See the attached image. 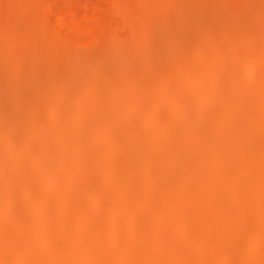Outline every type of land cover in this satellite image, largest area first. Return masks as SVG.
<instances>
[{
    "label": "rangeland",
    "instance_id": "374dc122",
    "mask_svg": "<svg viewBox=\"0 0 264 264\" xmlns=\"http://www.w3.org/2000/svg\"><path fill=\"white\" fill-rule=\"evenodd\" d=\"M241 16H246L247 17V21L245 20L244 22H241L240 23V25L238 26V25H236V24H234V20H235V18L234 17H237L236 19H239ZM226 17L227 18H229L230 19V22L228 23V21H227V24H231V27L229 26V28H226V27H228L227 25H225L226 23H225V19H226ZM210 18H211V20H210ZM232 19V20H231ZM247 22V23H246ZM242 23H244V24H242ZM262 23V24H261ZM232 25H234L236 28V30L234 29V26H232ZM241 25H242V27H241ZM244 25H246L245 26V28H246V30H245V28H244ZM226 26V27H225ZM259 26H261V27H259ZM263 26H264V0H0V73H2L3 72V74L6 72V74H4V75H6L7 76V73H9L10 72V74H8L9 76H10V79L11 78H13L14 79V77L16 76H19V77H22L20 74H21V70L23 69V73H22V75L24 76V75H26L25 77H29V78H26V79H29V82L30 81H34V80H37V79H39L38 77H37V75L39 74V73H45L44 72V69H43V71H42V66H44V68L46 67V66H49V68L53 65V67L57 64V62H58V66H62L63 65V63H62V61L63 62H65L64 64H67V67H70L72 70H73V68L75 67V69H76V72H75V69L73 70L74 72H75V75H73V73L74 72H72L71 70H70V68H68L71 72H69V70H67V72L65 71V70H63V71H65V72H63L61 69H57V68H59L58 66H55V70H58V72L60 73L61 71H62V73L61 74H68V72H69V78L70 79H66V81L68 82V83H74V89L76 88L75 86H77L75 83H80V85L82 84V81H83V84H84V88H83V84L79 87V85L77 86V88H79V89H77V91H75V93H73L72 94V98H74V99H72L71 98V102H73L72 100H75L76 98V100H75V104H76V106L75 107H77V102H78V104L80 103V101H81V103L84 101V100H82L83 98H80L81 96H83V94H84V96L85 95H87V94H90V92H91V90L93 91L94 90V88L95 87H97V88H95V90L96 91H98V90H100L101 92V97L103 96V95H107L110 91H112V92H110V96H111V99H113V100H111L110 99V97L109 96H107V97H105V96H103L105 99L107 98V101H109L110 102V100H111V102L109 103V102H107V101H105V99L103 100V101H101L100 99H98V103H100V101L101 102H103L104 103V101H105V103H108V104H106L107 105V108L106 109H108L109 111H107V110H105L106 112H109V114H107V113H104V114H107V116H109L108 118L104 115V117H106L108 120H109V123H108V120L107 119H105V122L103 121V125H105V126H103L102 124L101 125H99V126H102V127H100V128H105V130H107V128L110 126V125H112L113 127H116V128H113L112 126H110L111 127V130L108 128V130H110V131H112L113 130V132L114 133H111V132H109L108 130L107 131H105L104 130V128H103V130H101L100 128V130H99V132L98 131H96L92 136H93V138L90 136V138L89 137H86L85 139L89 142L90 141V139L92 138V140L90 141V145H89V143H87V141L85 140V141H82V146L83 147H85V144H86V147H85V149H90L91 151L93 150L90 146H92V144L93 145H95V147L98 145V141H99V138H100V141H101V138L102 137H105L104 135H106L107 134V132H109V136L108 137H113L112 139H114V140H116V141H114V140H112L108 145V147H104L102 150H104L103 152H102V154L103 155H106V153L107 152H109V150L110 151H112V153H115L114 152V147H115V149H120V147H121V145L122 144H126L127 142H130L131 141V145H129V143H128V145L130 146V147H128V148H130V150L131 151H133V152H130V154H132V153H134V149H135V154L133 155H131V157L133 158V161H132V164H133V166L132 165H130V166H132V167H129L130 168V172L131 173H129V171H128V174H127V176L129 175V176H131V175H138V176H134V177H139V178H137V179H135L134 178V181L132 182V184L131 183H128V185H130V186H133L132 188L133 189H131V193L129 194V193H127V197H126V193L124 194V196H125V198L126 199H124V200H127V198L129 197V195H130V197H133L132 195V193H134L135 195H134V197H133V201H132V199H131V201L130 202H128V204L126 205V206H124V208H126V209H124L123 207H121L120 206V203L121 202H119V200L120 201H122L121 199H123L124 198V196H122V194H120L121 196H122V198H120V196L118 195V197H117V194L116 193H119V192H121V190L118 192V191H116V190H119V189H117V188H120L119 187V185H118V183L117 182H119V179H117L115 176H117L116 175V173H117V170H118V173H119V171H120V173H122L123 174V176L121 175V177H122V180L119 182L120 183V185H121V182L122 183H126L127 181L126 180H128V178H129V180L131 179V177H129L128 176V178H126L127 176H126V174H124L123 173V171H122V169L121 168H117V167H121V165L119 164V162H121L122 160V162H124L125 161V159H127V154L129 153V152H127L126 151V147L128 146L127 144H126V146H122V149H121V151H125V152H122L121 154L119 153V152H121V151H119L118 152V154H120V155H122L123 153H125V154H123L124 156H126L125 157V159H122L121 157H124V156H119L117 159H114V171H115V169H116V173H115V176H114V174H112L113 175V177H112V175L111 176H109L108 177V179H110V178H112L114 181H112L111 179L110 180H108L107 178H106V181H110V182H108V186L106 187V186H103V184L102 183H104L105 181V178L103 179L102 177H104V175H102L100 178L98 177V176H96V175H94V176H96V177H98L97 178V182L99 183H97V185H96V187L98 186L99 188H104V190H100V189H97L96 190V188L95 189H93V190H91L92 191V193H91V191H90V197L95 193V194H97L98 195V193H97V191L98 190H100V191H103V194H104V196L105 195H110V193L112 192L113 194H111L110 196H108V197H113V198H118L119 200H113L114 202L113 203H111L112 202V198H109L110 199V206L112 207V209H111V213H112V211H113V213H114V215H116V214H119L120 213V215H124L123 216V218L124 219H122V220H119L120 222H122V223H124V224H119V221H118V225H123V226H125V229H126V231L122 228L121 229V227H119V228H114L113 230H110L109 228L110 227H108V226H110V225H107V224H105L106 223V221L108 220V218L107 217H109L110 218V216H109V214H110V212L108 211L109 209H110V206L107 208L108 210H107V213H109L108 215H107V217H103V215H102V217H101V215H97L96 213V210L95 209H97L98 207H97V204H95L96 205V208H94L93 207V205H94V203H92V204H90L91 203V201L90 200H94V198H95V196L97 197V195H95L94 196V198L93 199H87L86 201H85V204L84 205H89V212H90V210H92L93 209V211L94 212H90L91 214L90 215H87L88 217H87V219H85L86 218V215L84 216V214H86L88 211H87V207H86V211L84 212V214H81L82 213V211H80L79 212V214H80V216H84V217H78V216H76L77 214H76V212H75V214L76 215H74L75 217V219L76 220H80V218H81V220H83V222H86V223H84V224H91V225H94L95 226V229H94V227H92V232L93 233H90V232H88V234L91 236V238L90 239H88V240H90L89 241V243H87V241H86V243L87 244H89L90 246H92V242H94L95 240V238H96V241L94 242L95 244H98L99 245V243H100V246H99V248H102V249H100L99 250V248H97L98 247V245H96V250H98L97 251V253H95V255H96V257H93V252H91V255H92V260L91 261H94V260H96V258H99V260H96V261H102V262H105V263H103V264H120V262L121 261H123L124 262V259H122V256H121V254L122 255H125V253H126V255L124 256L125 258H127L128 256L129 257H133V255L135 256V258L137 259V261L138 260H140V257L142 258V259H145V260H150V258L152 259V260H150L151 262V264H166V263H162V262H160V260L159 259H161V256H163L164 255V253H162L161 254V252H166L165 254H168L167 253V251H170L172 248H173V246L172 245H168V243H172V241H173V239H172V234L174 235L175 233L174 232H176L177 231V229H176V231H174V227L176 228V227H178V226H180L181 227V225H178L177 226V222L178 221H180V217H178V216H180V214H181V212H186V211H189V210H193V209H195V213H197V214H194L193 216L191 215V214H193L194 213V211H193V213H191L190 211H189V213L190 214H188V212H186L185 214L187 215H189V217L191 218V219H188L189 220V223L192 221V218L195 220L196 218L195 217H197L198 219H196V221H194V223L195 222H198L199 221V223H201L202 221V223L203 224H205L204 223V220L205 221H207V222H209V221H211V218H213V217H215V216H218L217 218H218V220L220 219V217H222L221 215V209L223 208V210H225V211H227L226 213H228V214H224V217H225V219H227V217H229L230 218V221L231 222H229L228 220H229V218H228V220H227V224H228V227L227 228H229V227H231V228H229L228 229V231L229 232H227V234H226V230H224L223 228H222V230H220V228H221V226L223 225V220H224V217H222L223 219H220V221H218V220H216V217L215 218H213L212 219V223L211 222H209V223H207V225H209L210 227H211V229H209V231L208 230H206V229H203V228H207L208 226L205 224V226H207V227H205V226H203V227H201V228H199L198 230H196V231H194L195 232V234H196V232L198 233V234H194V232H193V230L192 231H190L192 234H193V237L195 236V237H197L198 238V240H197V238H192L191 240H192V242H190V244H192V245H194L193 243H196L195 245H196V247H193L192 248V245H190L187 241H189V240H187V241H184L183 243L185 244V242H187V244H189V245H187V244H185L186 245V250H184L186 253H188L189 252V254L191 255V254H194V255H191L190 256V258L188 257L189 256V254L187 255L186 253V257L184 258V256L183 255H181V257H182V260H183V262L184 261H186L185 263H183V264H188L189 262L188 261H190V264H203L202 262H204L205 260H206V256H205V253H207V252H202L204 255H202V253L200 254L199 253V251L196 249L197 248V245L198 246H200V244L202 243V244H204L205 245V243H203V242H205V241H207L208 240V242H209V239H210V241L211 240H214L215 239V235L214 236H212V231L214 232V230H213V226L212 225H216L217 224V222H221V224H217V226H215L216 227V230H218L217 232H224L221 236H223V238L220 236V234H218L217 235V237H218V239L216 240L215 239V241L214 242H210V244L211 245H215V247H219V246H222L224 243H225V241L226 242H228V240H226L227 239V237L228 236H226V238H224L225 237V235H229L228 233H231L232 234V232H233V234H234V231L236 232V233H238V234H236V236H235V238L237 237V240H236V242L237 241H240L241 239H243V240H241V242H242V244H243V242H245L244 241V238H240V240L238 239V236L239 237H242V236H240L239 235V232L240 231H244V236L243 237H245V235L247 236L248 235V233H245L246 231H248L249 229L251 230L252 228H250L249 226H248V229H245L247 226H245V225H236L237 223H239L240 221H243V220H245V221H248L249 220V218H250V220L249 221H253L251 218H253V215H254V213L252 214V212H253V210L255 211V208H256V206H254L255 204L257 205L258 203H260L261 205H263L264 206V198H260L261 196L263 197V194H264V169H262L261 167L263 166V164H264V152L262 153H259V154H257V155H255V156H253V157H251V162H253V164H250V165H248L249 163H251L250 161L248 162L247 161V159L245 160L246 162H248V163H245L244 161H243V159L241 160V162H243V164H244V166L242 165V163L241 162H237V160L239 161V158L237 159L236 157V161H233V160H235L234 159V157H228L229 159H227V157H226V161L225 162H222V160L220 161V160H217L218 162H216V161H214L217 165L219 164V165H221L222 163H224V165L223 166H226V168H228L229 169V167H227V165L225 164V163H227L229 166L231 165V161H232V165H234L235 163H236V167L238 168V170H239V172H238V170L237 169H235L234 170V168H235V166H233V171H231L230 169V174L228 175V176H230V177H228L229 179H230V184H227V183H229V181L227 182V183H223V181L224 182H226L225 180H222L220 183H223L227 188V190H229V191H226V189H225V192H226V194H224L223 193V196H225L224 198H226L227 197V194L230 192V189H232L235 185H237V186H235V190L237 189V191L239 190L240 192L239 193H241V194H239L237 191H235L234 192V194L237 192V196L236 195H234V194H232L233 193V189H232V191L228 194V195H230V198H229V196H228V202H225V201H227L226 199H225V203L223 202L219 207L221 208L223 205H224V207H222L221 209H219V207L216 205V204H213L212 205V203L213 202H216L217 204H218V201L220 200H218V201H215V200H217V195H218V192L220 193V194H222V192H220L219 190H221L222 188H225V187H223L222 186V188H219V187H217L218 185L219 186H221L220 185V183L218 182L216 185V187L214 186H212V187H206V186H208L207 185V181H211V178H214L215 176H216V172H214L215 174H212V175H210L211 173H212V170L211 171H209L208 173H207V175L204 173V172H202V171H205L206 172V170L205 169H208V168H211V167H213L214 166V164H212L211 165V163H213V160L212 159H209V161L207 160V159H202V160H200V163L201 164H199V161H197V162H193L194 163V165H191L192 166V169H187V170H189V172H193V171H191V170H193V169H195V171L197 170L198 172H195L194 171V173L195 174H193L192 173V175L191 174H189L190 176H191V178L189 177V175L188 174H185V175H188V179H185L184 177V175H182L181 174V176H180V178H179V180L181 179L182 181H183V179H185L182 183H184V182H187L186 180H190V179H194V180H190L189 182H187V183H184V185H186V186H184L185 188H183V189H181V190H183V191H178V188L176 189V185H177V183H175V181H177V182H180L181 183V181H178V180H176L175 179V181H173V187H171V189L173 188V190H174V188L176 189V191L174 190H172V192H173V194H172V192L170 191V193H169V196H171V194L174 196V197H176V195H174V194H176V193H178V194H183V193H185L188 189H190V190H188L187 191V193H188V195L189 194H195V190H197L196 191V193L199 195L200 194V192L202 191V190H206V191H208V192H202V193H206L205 194V196H204V194H203V196H202V201H205L206 200V197L207 196H209V192H210V196L214 193V191L212 192L211 190H215V191H218L217 192V194L216 193H214L213 194V196L215 195L216 196V198L215 197H213V198H215L214 199V201H212L211 199H212V197L211 198H209V197H207V199L209 200H211V202H210V200L208 201V200H206V204H211L212 205V207H211V209H210V207L207 205V207L208 208H206L205 209V207H203V205L204 206H206V204L204 203V202H202V201H200L201 199H200V195H199V205L200 206H198V203L196 202V199H198V197H195V196H198L197 194H195V196H194V194L193 195H189L190 197H189V200L187 201V202H185L188 198V196H187V194H186V200H184V199H182V197L185 195H182V197H180L182 200H184V201H178V202H176V203H171V205L173 206V208L172 209H170L169 208V205L170 204H168L167 206H168V208H166V205L165 206H163L162 207V205L161 206H155L156 208H158V207H160L159 209H158V213L159 214H157V212L155 211V210H157L154 206V209L152 208V210L150 211V209L149 210H147V211H150V213L152 212V213H154V211L156 212V213H154V215L156 216V214H157V216L159 217V215L161 216V217H166V213L168 212V214H167V217H166V219L165 218H160L161 220H159L157 217H153V220L151 221V218L152 217H150V219H148L149 217H148V215H149V213H147L148 215L146 216L147 217V219H146V217L144 216V214H146V212L145 213H143V210H142V206H141V204H143L142 203V201L144 200L145 201V199H143V195H145L146 196V194L148 195L149 193V195H148V197H146V199H150V198H153V199H157L159 196V198H165V197H167V198H170L166 193H160V192H164V191H160L159 193L160 194H163V197H161L162 195H159V193L158 194H156L155 196H157V195H159L158 197H155L154 198V192L156 191V188L155 187H152V185H151V187H150V185L148 184V182L151 184V183H153L152 181L153 180H151V179H149L147 176L149 175V174H145V173H147V172H142V176H143V173H144V176H146V178L144 177V180L146 181H142V180H140V171H142V170H144L146 167H150L152 164H153V166L152 167H154V164H155V167H154V177H156L159 173H160V175H158L159 177H156V178H154V183H156L157 182V180H159V178L161 177V176H163V175H168V174H163V173H161L160 171H162V170H164L165 171V173L167 172V173H169V172H171V170L175 167V165H178L179 163H180V161H179V159H181V162H182V164L180 163L178 166H182V165H186V164H188L190 161H193V160H189L188 159V157H187V152L186 151H188V153H189V150H191L192 149V147H191V145H190V143L192 142L191 140L192 139H189L191 142L189 143V146L187 145V146H185V145H183V148H180V150H184V149H186V151L184 152V151H181V152H184V153H186L185 155L183 154V156L184 157H181L182 156V153L181 152H179L180 150H178L179 149V147H181V146H176V148H175V150L178 152V154H174V153H177L175 150H172V152H170L169 154L170 155H167V158H165L166 156L164 155V156H161L160 154H156L155 155V157H152V163L151 162H149V161H147V162H149V164L145 161V160H142L141 159V157L143 158L144 157V155H143V152H142V156H141V152H140V148H137V146L136 145H139V147H141L142 145V148L144 147V145H148L147 147H149V149H152V148H150V146H152L153 147V145L155 144L154 143V140H153V142H152V137H154L153 139H156L155 140V142H156V145H157V142H159V141H163V140H166V139H163V138H161L162 136H163V134L164 133H166V131L167 130H169L170 131V129H171V124H172V129H174L173 128V121H174V119H175V122H174V124L176 123V122H178L177 123V125L179 126V125H181L182 127H183V125L182 124H180V122H179V120L181 121V119L184 117V116H182V114L183 115H185L184 114V112L186 111V110H188L189 108L188 107H191L190 105H188V103H187V105L184 103V102H182L183 100H181V99H179L180 98V96H182V89H180V90H178L176 87H175V85L173 84V83H175V81L174 80H176V83H179L180 82V79H182L184 76H183V70H184V68H185V74H187L188 73V70L190 71L191 70V68H194V70H197V71H190V75L188 74V76H191V78H189L187 75H185V78H183L182 80H183V82L186 84V82H187V80H190V79H192L193 77L192 76H195L194 77V79H195V82L197 81V79H196V77H198V79H199V77L201 76V73H202V76H205L204 75V71H205V69H207V65H208V63H209V65L208 66H211L212 68H214L213 66H217V65H219L218 67H220V70L219 71H221V70H223V72L224 71H226V70H224L225 68L224 67H227L228 69L229 68H231V67H233V70H231V75L228 73V71L230 72V70H228L227 71V73L226 74H221V75H223L224 77H222L221 79H219L218 78V76H217V72L218 71H216L215 73L213 72L212 73V75H216L217 77L216 78H218V80H222L223 78L227 81V79L228 80H230V81H227L226 83H225V81H224V79L221 81V83H219V82H216V81H214V83H213V85L214 84H216L217 83V85H218V83H219V85L221 86L222 85V83H223V85L222 86H224V84H225V87H223V90H225L226 91V87H227V89H229V88H231V90H235V92L233 93L230 89H229V91L228 92H225V95L224 96H230V95H234L235 96V93L237 92V94H240V97L244 94V91L245 90H249L250 92L248 93V90L247 91H245V98H246V94L249 96V98H250V94H251V91L252 90H257L256 92H258V93H253L254 91H252V93H253V95L255 96V99H256V96L258 97V99H256V103H255V99H254V102H252L251 101V111L249 110L250 109V106H249V109L247 108V107H245V109H243V110H236L235 111V109H237V108H235L234 107V109H232L231 111L230 110H228L229 108H227V109H224V110H222V111H220V113L219 112H217L218 114H216V115H218V116H220L219 118L220 119H228V115L230 114V112H232L233 110L235 111L234 113H236L237 114V112H238V114H240L241 115V112L243 113V115H241L240 117H239V115L237 116L236 114H234V116L235 117H239V118H241V120L243 119V117H245L244 115L246 114V113H244L243 111H245L246 109H248V111H250L249 113H252V115H253V110L255 109V111H254V113L256 114V115H258V116H256L255 114V116H256V118L259 120V119H261V117L260 116H262V119H264V113H262L263 111H264V94H263V90H264V88H259V89H257V87H255L256 85H258L257 83H260L259 81L260 80H258V79H255V78H253V79H255L254 81L255 82H253V79L251 80L252 82V84L253 85H251L250 83L248 84V82H250V81H246V78H245V73H246V70H247V68H251V67H249V66H251V64H256L257 65V63H259V62H261L262 64H264V58H262L261 56H263L264 57V47H262V46H264V43H262L263 42V38H264V35L262 34V32H264V28H263ZM241 27V30H242V32L240 31V29L238 30V28H240ZM248 27H250L249 29H248ZM252 27V28H251ZM253 28H255V30L253 29ZM258 28V29H257ZM262 28V29H261ZM234 29V30H233ZM245 31H244V30ZM253 29V30H252ZM256 29H257V31H256ZM260 29H261V31H260ZM250 30H251V32H250ZM208 31V34L211 32V34H213V35H211L210 34V36H208V34H206V32ZM212 31H213V33H212ZM238 31H240V33L238 32ZM253 31H254V33H253ZM260 31V32H259ZM236 32H237V34H236ZM245 32V33H244ZM249 32H250V34H251V38H253V40H252V43H249L250 44V46H249V48L248 49H246V47L248 46H243V45H241V43H240V41L242 42V44H245V41L247 40V38H249L250 39V37H248V36H246V35H248L249 34ZM231 33H235L234 35H236V36H234L233 34H231ZM242 33H243V36H242ZM246 33H248V34H246ZM206 34V35H205ZM249 34V35H250ZM252 34H253V36H252ZM257 34V35H256ZM262 34V35H261ZM227 35H229V36H231L232 37V39H233V43H232V39H231V37H230V39H229V36H227ZM244 35H245V38H244ZM227 36V37H226ZM238 36H240V37H238ZM263 36V37H262ZM243 37V38H242ZM260 37H262L261 39L262 40H260ZM229 39V41H228V43H229V45L230 46H232V48L230 47V46H228V43H226L227 44V46H226V44H225V40L224 39ZM240 38H242L241 40H240ZM243 39H244V41H243ZM234 41H235V44H234ZM250 41H251V39H250ZM250 41H248V42H250ZM262 41V42H261ZM184 42H186V43H184ZM188 42H190V43H188ZM226 42H227V40H226ZM238 42V43H237ZM247 42V41H246ZM187 43L189 44V47H188V45H187ZM230 43H232V44H230ZM184 44H186L187 46V48L185 47V45ZM190 44H191V47H190ZM234 44V45H233ZM240 44V48H243L244 47V51L243 50H241L240 48H239V45ZM247 44V43H246ZM263 44V45H262ZM216 46V47H215ZM218 46V47H217ZM238 46V47H237ZM243 46V47H242ZM251 46H253V48L251 49ZM180 47V48H179ZM184 48V51L187 49L189 52L190 51H192V53H191V55H189V57H188V54H190V53H182L183 54V57H182V54H180L181 52V50ZM213 47H214V49H213ZM226 47V48H225ZM236 47V48H235ZM46 50H45V49ZM179 48V53H177V51H176V54H180V56L179 57H177L176 55H174L173 54V56H172V53H175V50H177V49ZM182 48V49H181ZM186 48V49H185ZM190 48V49H189ZM194 49V50H191V49ZM213 49V50H215L216 52L217 51H219L218 53H220V55L222 54V55H224L223 53H225V52H227L229 55H233V53L234 54H236V53H238V54H240V52L241 53H244L245 52V50H250V52H254V50H255V53H253V56L254 57H256L254 54H256L257 53V57H256V59L257 60H261L262 59V61H260L259 60V62H257V60H256V62H254L253 61V63L251 62V64L249 65V64H247V63H245V62H243V61H241L240 60V63L241 62H243L241 65H240V63L239 62H237V61H239L238 60V58H236L235 59V61L233 60V61H229L228 62V59H227V61H226V58L225 59H223V60H225V64L223 63V61H218V62H215V58H216V61H217V58L218 57H212V56H210L211 54H213V52H209V50L210 49ZM228 48H231L229 51L230 52H228ZM235 48V49H234ZM44 49V51H42V52H40L41 50H43ZM227 50V51H225V50ZM237 49V50H236ZM239 49H240V51H239ZM50 50L52 53H50L49 55H48V51ZM213 50H210V51H213ZM46 51V52H45ZM183 51V50H182ZM195 51V52H194ZM202 51H203V53L204 52H206V53H208L209 54V56L210 57H208L206 60H208V63H207V61H205V63H207L206 64V66L204 65L205 63L203 62L204 60H202V57H201V55H203V54H201L202 53ZM232 51H234L233 53H232ZM45 52V53H44ZM186 52V51H185ZM193 52L196 54V53H199V54H197V56L199 55L200 56V59L202 60H199V61H201V64H202V62L204 63L203 65L204 66H202L200 63H198V64H200V65H198V67L196 68V66H194V67H190V65L192 66L193 64V61H191L193 58H195V59H199V56L197 57L195 54H193ZM44 53V54H43ZM232 53V54H231ZM48 55L47 57H49V56H52L53 54V56L52 57H50V58H45L46 56H44V55ZM226 54V53H225ZM227 54V55H228ZM57 55V56H56ZM193 55V56H192ZM195 55V56H194ZM56 56V58L57 59H54L53 57H55ZM176 56V57H175ZM226 56V55H225ZM173 57V58H172ZM193 57V58H192ZM211 57H212V59H214L213 61H212V59H211ZM51 58H53L54 59V61H56V62H54L53 61V59H52V62H53V64L51 65L50 64V62L48 61L49 59H50V61H51ZM166 58V59H165ZM176 58H184L183 59V62H184V60L186 61V59L185 58H188L189 60H187L186 62H184L185 64H187L188 63V61H190L191 62V64L189 65V64H187V65H185V66H181L180 64H178V70H176L177 72H178V75H176L177 74V72H172V73H174V74H170V70H175L176 68H177V66H175V64L176 63H178V61L180 60L181 61V59H179L178 61L176 60ZM223 58V57H222ZM221 58V59H222ZM171 59H173V60H171ZM219 59V58H218ZM45 60H46V62L48 61L49 63L47 64H45L44 62H45ZM167 60V61H166ZM169 60H171V61H169ZM209 60H211V61H209ZM163 61H164V63H163ZM177 61V62H176ZM198 60H197V62H199ZM158 62H161L162 64H166V66L168 65V66H175V68H171L170 70H168V72L167 73H164V77H163V75L161 76V77H163V78H161L160 77V74H163L162 73V71L160 70L161 68L162 69H165V68H167V67H165L164 68V65L162 66V64L161 63H158ZM172 62H173V64H174V62H175V64L174 65H172ZM213 62H215V63H213ZM227 62V63H226ZM230 62H234V63H236V64H229ZM195 63H196V61H195ZM211 63H213V64H211ZM217 63V64H216ZM237 63L239 64V67L237 66ZM245 63V64H244ZM260 63V64H261ZM43 64V65H42ZM68 64H69V66H68ZM100 64H103V67H98V65H100ZM156 64L158 65L157 67H156ZM171 64V65H170ZM216 64V65H215ZM226 65V66H224V65ZM229 64V65H228ZM247 64V65H246ZM104 65H106V66H104ZM160 65V66H159ZM231 65H233V66H231ZM66 65H64L63 67H65ZM179 66H181L182 67V72H181V74L182 75H180L179 73V68H180V70H181V67H179ZM199 66H201V67H205V68H199ZM235 66H237V67H235ZM258 66V65H257ZM53 67H52V69H53ZM57 67V68H56ZM77 67V68H76ZM154 67H156L157 68V71H156V68H154ZM158 67H161L160 69L158 68ZM218 67H216V69H218ZM256 67V66H255ZM47 68V67H46ZM113 68H114V70H113ZM223 68V69H222ZM234 68H235V70H234ZM239 70H238V69ZM21 69V70H20ZM51 69V68H50ZM77 69H79L78 71H77ZM96 69V70H95ZM97 69L99 70V71H97ZM110 69H112V70H110ZM154 69H155V72H154ZM186 69H188V70H186ZM199 69L201 70V71H199ZM208 69H209V67H208ZM232 69V68H231ZM238 71H237V70ZM18 70V71H17ZM21 72H20V71ZM40 70V72L38 73V71ZM61 70V71H60ZM107 70H109L110 72H107ZM115 70H116V72H115ZM202 70H203V72H202ZM211 70V69H210ZM210 70H206L207 71V74H209L210 75ZM46 71V70H45ZM164 71H166V70H164ZM199 71V72H198ZM234 71H237V73H234ZM77 72H79L78 73V75H77ZM81 72V73H80ZM113 72H115V73H113ZM158 72V73H157ZM192 72V73H191ZM197 72V73H196ZM201 72V73H200ZM17 75H16V74ZM20 73V74H19ZM71 73V74H70ZM154 73H156V74H154ZM194 73V75H191V74H193ZM200 73V74H199ZM206 73V72H205ZM221 73V72H220ZM219 72H218V75L220 74ZM42 74H39V75H42ZM80 74H82V75H80ZM111 74V75H110ZM159 74V78H160V80H159V78H158V75ZM166 74V75H165ZM167 74H170L171 76H172V79H174L173 81H172V79H171V77H170V75H168L167 76ZM196 74H199V75H197L196 76ZM227 74H228V77H226L227 76ZM84 75V76H83ZM108 75V76H107ZM155 75V76H154ZM175 75L176 76H178L179 77V75H180V77L178 78H175ZM208 75V76H209ZM211 75V77L212 78H215V77H213ZM230 75V76H229ZM233 75H235V76H233ZM43 76V75H42ZM76 76L77 77H80V79H78V78H76ZM166 76V77H165ZM181 76H182V78H181ZM189 78H187V77ZM200 77V79H201V83H202V85L203 84H206L205 82H206V80H208L207 78H206V80L204 79V77ZM207 76V77H208ZM71 77H73V79L71 78ZM74 77L78 80H76V79H74ZM81 77H82V79L84 78V80H82L81 79ZM151 78V81L150 80H148V78ZM154 77H156L155 79H157V80H159L160 81V84H161V81H162V84H168V82H167V80H169V78H170V84H168V85H166L165 84V86H166V88H165V86L164 85H161V86H163V89L164 90H166L165 92L163 91V89H161V88H159L160 89V91L159 90H157L156 89V93L154 92V90H155V87L156 88H158L159 87V85L160 84H158L159 83V81L157 82V80H156V82H155V79H154ZM168 77V78H167ZM174 77V78H173ZM206 77V76H205ZM211 77L209 76L208 78H210V80H208L207 81V83H209V85H212V83L211 82H213V80H211ZM229 77H230V79H229ZM5 78H8V77H5ZM18 78V77H17ZM16 78V79H17ZM24 78V77H23ZM30 78L32 79V80H30ZM215 78V79H216ZM10 79H6V81H5V79L4 80H2L3 82L5 81L6 83L8 82H11V81H13V79L12 80H10ZM25 79V78H24ZM153 79H154V81H153ZM165 79V82L163 81V80ZM185 79H187L186 81H185ZM71 80V81H70ZM73 80V81H72ZM77 82H76V81ZM80 80V81H79ZM100 80L103 82L102 84L104 85V86H100ZM110 80H111V83H112V85H107V86H109L110 87V89L112 88L111 86H113L114 85V87L109 91V90H107L108 88L106 87V82L107 83H110ZM117 80V81H116ZM178 80V81H177ZM181 80V81H182ZM217 80V79H216ZM236 80V81H235ZM258 80V81H257ZM262 80H264V78H262L261 79V81ZM2 81H0V85H3L4 83L2 82ZM121 81V82H120ZM148 81V82H147ZM150 81V82H149ZM153 81V82H152ZM200 81V80H199ZM210 81V82H209ZM224 81V82H223ZM116 82V83H115ZM120 82V83H119ZM155 82V83H154ZM172 82V83H171ZM183 82H181V83H183ZM204 82V83H203ZM236 82H237V84H236ZM247 82V84H248V86H250V87H248V86H245L244 84ZM31 83V82H30ZM95 83H97L96 85H95ZM98 83H99V85H98ZM175 83V84H176ZM117 84H120V85H117ZM173 84V87H175V88H173L172 87V90L174 89V92L176 93V92H178V91H180V92H178V93H181V94H178L179 95V98H178V95H177V97L176 98H174L175 97V94H173V91L170 89V91H171V93H169L168 92V90H169V87L168 86H170L171 87V85ZM227 84V85H226ZM231 84H232V86H231ZM246 84V85H247ZM255 84V85H254ZM31 86H32V88H31V86H29V88L27 89L28 91H27V93H26V98H28L29 97V99H31V98H33L34 99V97H36L37 95H38V97H40L41 96V94L39 95V94H36V93H38V92H40L41 90L40 89H38V88H36L35 87V85L33 84V83H31L30 84ZM93 85H95L94 87H93ZM98 85V86H97ZM158 87H157V86ZM207 85V84H206ZM209 85H207L206 86V88L209 86ZM213 85H212V87H213ZM229 85H230V87H229ZM234 85L235 86H237V87H240L241 85H242V87H240L241 89H235V88H237V87H234ZM58 86H59V88H58ZM62 85H57L56 87H57V89H56V87H52V89H51V94L53 95V93H54V97L52 98V96H49V97H51L53 100H56V99H58L59 97H60V95H59V91H60V93H61V97H60V99H61V102L63 101L62 99L65 97V91H67L66 89V87L64 88V94L62 93V91L63 90H61L62 89V87H61ZM102 87V88H100V87ZM160 86V87H161ZM205 85H203V89L205 88L204 87ZM215 86V85H214ZM245 86V87H244ZM254 86V87H253ZM82 87V88H81ZM91 87H93L92 89H90ZM136 87H139L138 88V90L137 89H135ZM167 87H168V90H167ZM212 87H210L209 86V91L207 92L205 89L203 90L204 92H205V94L206 93H210L211 92V90L213 89L214 90V88H212ZM229 87V88H228ZM246 87H247V89H246ZM251 87H253V89L251 88ZM34 88V89H33ZM103 88H107L106 89V93L105 94H103V92L105 91ZM212 88V89H211ZM233 88V89H232ZM244 88V89H243ZM250 88V89H249ZM31 91H30V90ZM32 89H33V94H31V95H29L30 94V92H32ZM58 89H60L59 91H58ZM84 89H86L84 92H81V91H83ZM133 89H135V90H137V91H135V90H133ZM261 89V90H260ZM35 90H37L36 92H35ZM54 90H55V92H54ZM79 90V91H78ZM90 90V92H88V91ZM177 90V91H176ZM237 90V91H236ZM242 90V91H241ZM259 90V91H258ZM73 91V92H74ZM96 91H94L95 92V94L96 93H98V92H96ZM134 91H135V93L136 94H138V96H131L130 98L131 99H129V97H127V96H130L131 94L132 95H134ZM157 91H159L161 94L160 95H162V96H160L161 97V100L165 97V98H168L169 100H170V102H167L166 101V99L164 98V101L162 100V102L161 103H159V101H160V99H159V96L158 95H156L157 97H153V96H151V100H149V98H145V100H148L147 102L145 101V100H140V99H144V97L146 96V95H153V93H151V92H154V95L155 94H157ZM238 91H241L240 93L238 92ZM262 91V93H260ZM78 92V93H77ZM93 92V93H94ZM150 92V93H149ZM158 92V93H159ZM164 92V93H163ZM168 92V93H167ZM203 92V93H204ZM220 92H222V90L220 91ZM40 93H42V92H40ZM87 93V94H86ZM93 93H91V95L93 94ZM112 93V94H111ZM149 93V94H148ZM165 93H166V95H165ZM227 93H230V94H227ZM233 93V94H232ZM28 94V95H27ZM50 94V95H51ZM57 94L59 95V97H56L57 96ZM64 96H63V95ZM74 94H75V96H74ZM95 94H94V97H96L97 95H99V94H96V96H95ZM144 94H145V96H144ZM236 94V95H237ZM255 94H257V95H255ZM261 94H262V97H260L261 96ZM34 95V96H33ZM173 95H174V97H173ZM207 95V94H206ZM205 95V96H206ZM244 95H243V97H244ZM252 94H251V96H253ZM259 95V96H258ZM28 96V97H27ZM33 96V97H32ZM77 96V97H76ZM100 96V95H99ZM143 96V97H142ZM208 96V95H207ZM24 97H25V94H24ZM31 97V98H30ZM38 97H36V98H38ZM87 97H89V95L87 96ZM91 97H93V96H91ZM93 97V98H94ZM102 97V98H103ZM108 97H109V99H108ZM125 97H127L128 99H129V102L127 101V99L125 98ZM142 97V98H141ZM148 97V96H147ZM150 97V96H149ZM152 97H153V99H152ZM260 97V98H259ZM35 98V99H36ZM79 98V99H78ZM90 99L89 100V98H87L88 99V101H90L89 103V105H91L92 106V102L93 101H95V103L96 104H98L96 101V99L97 98H94V99ZM117 98L119 99V102H120V100L121 99H123V101H121V103L119 104V102H116V100H117ZM140 98V99H139ZM116 99V100H115ZM155 99V100H154ZM159 100V101H157V100ZM177 99H179V100H181V102L180 103H178L179 101L177 100ZM193 99H195V98H193ZM251 99V98H250ZM253 99V98H252ZM48 100H50V99H47L46 101H48ZM59 100V99H58ZM57 100V102L56 103H58V102H60V101H58ZM85 100H86V96H85ZM91 100H93V101H91ZM155 102V101H157V103H159L158 105H160L159 106V110L161 111V115H163V116H160V114H158V116H160V120H161V118H163L162 120H161V122H163V123H165L166 124V126L164 127L165 129H167V130H165V129H163V126L165 125V124H163L162 123V125H161V123H160V125H159V123H156V122H158L159 121V117H157V115H156V118L154 117V115L153 116H150L151 117V119H150V117H147L150 113H152L153 111H154V109L156 108V107H158V105L156 104V103H154L153 101ZM168 100V101H169ZM195 100H197V99H195ZM258 100V101H257ZM45 101V102H46ZM77 101V102H76ZM113 101V102H112ZM140 101H141V103H140ZM206 101V103L207 104H205L204 103V105H202V107H204V106H207L209 103L207 102V100H202V102L200 101V103H198V100H197V102H195L194 100H193V102H195L196 104H195V106L197 105L198 106V104H201V103H203V102H205ZM1 102V101H0ZM51 102V101H50ZM60 102V103H61ZM137 102H139V104L137 103ZM143 102H146V105H145V103L143 104ZM151 104H150V103ZM153 102V103H152ZM165 103V102H167V104H169L168 106L166 105V103H165V105L167 106V107H162L161 106V104L162 103ZM47 103H49V101L47 102ZM55 103V102H54ZM94 103V104H95ZM149 103V104H148ZM163 103V104H164ZM171 103V104H170ZM177 103L180 105H177ZM184 103V104H183ZM247 103H248V98H247ZM254 103V104H253ZM72 104V103H71ZM93 104V105H94ZM109 104H111L112 106L111 107H113L114 106V104H119V106H117L118 108H119V110L116 108V111H119L118 113L115 111H113L114 112V114H112L113 112H111L112 110H114V107L112 108V110H111V108H110V106H109ZM162 104V105H163ZM186 106V107H181V106ZM1 105H2V103H1ZM1 105H0V109H1ZM136 105H140L139 107H138V111H140V112H138V114L135 116V113H134V111H137L136 110ZM175 105H177L176 107H178L179 106V109H180V107H181V110H179V109H177V110H179V111H183L182 113L180 112V114H179V116H181L182 118L180 119L179 118V120H177L178 119V115H177V113H179V112H177L176 113V115H175V113L173 114V109H174V112L176 111L175 110ZM249 105V104H248ZM253 105H255L254 107H253ZM95 106V105H94ZM115 106V107H116ZM171 106H173V107H171ZM188 106V107H187ZM194 106V107H195ZM232 108V106H230V109ZM256 108H257V112H256ZM30 109H33V108H30ZM36 108L34 107V110H35ZM135 109V110H134ZM183 109V110H182ZM184 109H186L185 111H184ZM195 109H197L196 107H195ZM199 109H200V107H199ZM222 109H223V106H222ZM31 111V110H30ZM37 111H40L41 112V110L40 109H36V111L35 112H37ZM76 112L77 110H75V109H73L72 107H71V109L69 108V110L67 111L66 110V112ZM189 111V110H188ZM225 111H227V118H224V117H226V114H224V113H226ZM247 111V110H246ZM245 111V112H246ZM85 112V111H84ZM83 112V113H84ZM191 112V114H194V112H196V111H190ZM190 112H189V116H191L190 115ZM224 112V113H223ZM28 114H30V115H33V113L32 112H27ZM26 113V114H27ZM49 113H55L54 111L53 112H49ZM48 112H46V111H43L42 112V115H41V113L39 114V112H37V115H40L41 117L38 119V117H37V119H38V122L36 123V125H34V126H32L33 124H32V122L33 123H35L31 118H34V117H31L30 118V116L28 117V115H27V117L28 118H30V120H32L31 122H28V126H27V132L28 133H30V130H31V128H33V130L31 131V133L33 132V134H30V136L29 137H31V135H32V137H31V140L30 139H28V136H27V134H26V137H27V140L28 141H26V142H28V144H36V143H38V142H36L37 140V137H39V136H37V134H38V132L41 130V125L44 123H46V122H48V119L46 120V115L48 116V114H49ZM82 112L81 113H78V115H74V117H75V119L73 120V122L70 124L71 126H74V127H76V125H78V121H79V119H81V120H83L82 119V117H83V114ZM86 113V112H85ZM117 113V114H116ZM134 115H133V114ZM197 113V115H198V113L199 112H196ZM195 113V114H196ZM248 113V114H249ZM67 114V113H66ZM110 114H112V115H110ZM171 114H173V115H171ZM194 114V115H195ZM224 116H223V115ZM248 114H246L247 115V117L249 116L250 118H253V116L251 117L250 116V114L248 115ZM36 115V116H37ZM56 115V114H55ZM68 115V114H67ZM85 115H87V114H85ZM85 115H84V117L83 118H85ZM187 116H188V114H186ZM186 115H185V117H186ZM194 115H192L191 117H187V119H183L184 120V122L182 121V123L183 124H186L185 123V121L187 122V124H186V126L185 127H189V126H192L193 124H191L192 123V121H194V120H197L198 121V119H201V117H200V114H199V116L197 117H195ZM33 116H35V115H33ZM57 116V115H56ZM55 116V117H56ZM88 116V115H87ZM102 116H103V114H102ZM132 116V120H134L133 118H135V119H137V120H134L135 122H133V121H131V119H127V118H130ZM171 116H173L174 118H172ZM218 116H216V118L218 117ZM223 116V118H221ZM255 116H254V118H255ZM103 117V118H104ZM170 117L173 119V121L172 122H170L169 121V119H170ZM175 117H177V119L175 118ZM192 117H193V120H192ZM194 117H195V119H194ZM200 117V118H199ZM215 117V116H214ZM248 117V118H249ZM69 118H71V117H69ZM111 118V119H110ZM155 119H157V121H155V124H157L158 126H154L156 129H160L161 130V128L160 127H162V130L163 131H160V135H161V137H158L159 135V133H158V131L154 128V127H152V125L154 124H152V122L151 121H153L154 122V120ZM197 118V119H196ZM215 118V120H216V124L214 125V128L213 129H217V131L219 130V125L218 124H221V122H223V120H221V122H220V119L219 120H217ZM248 119V120H251V121H248V120H246V122H247V124H253V123H255V120L254 119ZM127 119V120H126ZM189 119V120H188ZM192 121H191V120ZM107 120V121H106ZM112 120V121H111ZM128 120H130L129 122H128ZM171 120V119H170ZM177 120V121H176ZM240 119H238V121H239ZM245 120V119H244ZM254 120V122H252ZM258 120H256V122L257 123H260L261 121H259L258 122ZM28 121V120H27ZM36 121V120H35ZM113 121H115L116 123H118L119 124V127H118V124L116 125ZM124 121H126V124L127 125H125V122ZM149 121H150V123H149ZM201 121V120H200ZM218 121H219V123H218ZM236 122V123H239V122ZM263 121V120H262ZM111 122V123H110ZM113 122V123H112ZM130 122L132 123V124H130ZM168 122H169V127L167 126V124H168ZM189 122V123H188ZM242 122V121H241ZM249 122V123H248ZM264 122V121H263ZM263 122H261L259 125H261V127H262V129H264V126H262V123ZM48 123H50V122H48ZM108 123L109 125H106V124ZM123 123V125H121ZM130 125H129V124ZM171 123V124H170ZM215 123V122H214ZM213 122H212V124H214ZM256 123V124H257ZM1 124V123H0ZM114 124V125H113ZM134 124V125H133ZM212 124H210V125H212ZM240 124H243V123H240ZM244 124H246V123H244ZM247 124H246V126H247ZM188 125V126H187ZM218 125V126H217ZM222 125V124H221ZM237 126L239 125V124H236ZM236 125L234 124V126L236 127ZM253 125H255V124H253ZM264 125V124H263ZM29 126H31V128H29L30 130H28V127ZM51 126V125H50ZM107 126V127H106ZM121 126H123V127H121ZM126 126H127V128H126ZM128 126H130V128L128 127ZM132 126H134V127H132ZM213 126V125H212ZM217 126V127H216ZM243 126V125H242ZM241 125L235 130L236 132L239 130L240 132H239V134H243V133H245V134H243V135H240V136H243V141H244V143L246 144V145H249V141L251 140H253L254 139V137H255V140H256V137L258 138L259 136V134L260 133H262V132H260L262 129L260 128V126H259V129H258V127H257V129H255L254 127H250L251 125H248L251 129L252 128H254L255 130H250V128H247V135H246V127L245 128H241L242 127ZM245 126V125H244ZM243 126V127H244ZM256 126V125H255ZM53 127H55V128H53ZM56 127H59V125H56V124H54L53 126H52V128L55 130V129H57ZM118 127V128H117ZM121 127V128H120ZM158 127V128H157ZM166 127H168V128H166ZM209 127V125L208 126H206V128H208ZM235 127H233V125H232V131H234V129H235ZM35 128V129H34ZM38 128H40L39 130H38ZM52 128H50V129H52ZM81 128H82V125H81ZM132 129L133 128V131L132 130H128V132H126L127 130H125V129ZM136 130H135V129ZM153 128V129H152ZM202 128H203V131L206 129L205 127H201V130H202ZM211 128V127H210ZM210 129V131L212 130L213 131V129ZM234 128V129H233ZM240 128H241V130H240ZM3 129L4 128H2V131H3ZM13 128H11V129H8V130H11V131H14V130H12ZM18 128H16V130H17ZM115 129V130H114ZM125 130V131H122V130ZM156 130V134L153 132V131H155ZM172 129H171V131L169 132V131H167V133L165 134V136H164V138H166V135H168V138H169V136L172 134L171 132H172ZM221 129H222V126H221ZM220 129V130H221ZM230 129V128H229ZM245 129V130H244ZM248 129L251 131V132H248ZM0 130H1V125H0ZM6 130V129H5ZM7 130V131H8ZM116 130H119V134H120V136L121 135H123L125 132L126 133H129V135H128V137L127 138H125V134H124V136H122V138L123 139H125V140H122L121 141V139H120V136H118L116 133H118ZM134 130H135V132H134ZM150 130H152V133H151V135H153V136H150ZM165 130V131H164ZM174 130H176V129H174ZM208 130V129H207ZM58 131V129L56 130V131H54V132H57ZM124 132V133H122V132ZM130 131H131V133H130ZM182 131V132H181ZM188 131V130H187ZM209 131V130H208ZM217 131H214V134L217 132ZM224 131V130H223ZM223 131H222V134H225V133H223ZM230 131V130H229ZM228 131V132H229ZM235 131L234 132H229V133H226V135H224V137H221V136H223V135H220L219 137H221L222 138V142L225 140H227L228 141V143H227V141H226V143L228 144V145H226V147H228V148H233V146H235V145H244L243 144V141H242V137H240V138H236V134H238V133H235ZM241 131H243V133L241 132ZM1 132V131H0ZM42 133H39V134H41V136L39 137V140H41L40 138H42V136H44L43 135V131H41ZM132 132H134L133 134H132ZM163 132V133H162ZM177 132V131H176ZM179 132V131H178ZM205 132V131H204ZM225 132V131H224ZM5 133H6V131H5ZM51 135H53V136H50V139H49V141L50 142H52V143H54L55 142V138H54V133L52 132V130H51ZM58 133H59V131H58ZM105 133V134H104ZM110 133L113 135V136H111L110 135ZM158 133V134H157ZM181 133H183V130L181 129L180 130V134ZM184 133H186V132H184ZM231 133H233V134H231ZM264 133V132H263ZM263 133H262V136H263ZM99 134H100V137H99ZM138 134V135H137ZM179 134V133H178ZM179 134V137H181L182 136V138H180V139H184L185 137L187 138V135H180ZM187 134V133H186ZM189 134V133H188ZM218 134H221V132L220 131H218ZM230 134H231V136L233 135H235L234 137L232 136H230ZM239 134L237 135V136H239ZM1 135V134H0ZM3 135H5L4 133H3ZM6 135H8V134H6ZM6 135H5V137H6ZM60 135L62 136L63 135V132H62V130H61V133H59V137H60ZM72 135H73V133H72ZM72 135H70L69 137H72ZM102 135V136H101ZM135 136V138L134 137H132V136ZM137 135V136H136ZM158 135V136H157ZM228 135V136H227ZM76 135L74 134V137H75ZM117 136L119 137V139H120V141L118 142V138H117ZM126 136H127V134H126ZM132 137V138H130L129 139V137ZM155 136H157V138H160L159 139V141H157V138L155 137ZM225 136H227V139H226V137ZM230 136V140L228 139V137ZM246 136V137H245ZM260 136H261V134H260ZM8 137H10V135L8 136ZM63 137V136H62ZM61 137V138H62ZM73 137V138H74ZM99 137V138H98ZM106 137H107V135H106ZM136 137L138 138V140L136 141ZM193 138V136L191 135V136H189V138ZM44 138H45V136H44ZM44 138H42L43 140H41L40 141V144H43L44 143ZM52 138V139H51ZM98 138V139H97ZM233 138V139H232ZM4 139V138H3ZM3 139H1V137H0V141L2 142V140ZM57 139V138H56ZM163 139V140H162ZM217 139H219V138H217ZM5 140V142L6 141H8L9 143H10V146H9V149H10V151L11 150H19L20 151V153L22 154V156L20 155V153H18V155H17V153H16V151H14V153H13V151H11L10 153L12 154V157H13V154H14V157H23L24 156V154H23V152H24V150H26L25 152H27V153H29L27 150H29V149H32V148H26V149H24V150H20V148L19 149H17L16 148V146H17V142H20V140L18 141L17 139H14V138H11V139H9V140H7V138H5L4 139ZM22 140V139H21ZM25 138L23 139V143H25V144H27L26 142H25ZM54 140V141H53ZM98 140V141H97ZM132 140H135L136 142H137V144L136 143H134ZM139 140H140V143H142V145L141 144H139ZM220 140V139H219ZM11 141V142H10ZM16 141V142H15ZM56 141H58V140H56ZM92 141H93V143H92ZM94 141H95V144H94ZM142 141V142H141ZM143 141H146L144 144H143ZM220 141V143H222ZM230 141V142H229ZM260 141V140H259ZM12 142H14L15 144H14V146H12L11 147V145H13V143ZM30 142V143H29ZM36 142V143H35ZM43 142V143H42ZM115 142H117V143H122V144H120V145H115V144H117V143H115ZM147 142L149 143V142H151L150 144H147ZM185 142V140H183V142H181V143H184ZM239 142H241L242 144H239ZM247 142V143H246ZM263 142H264V140H263ZM12 143V144H11ZM21 144H22V141L20 142ZM100 143V142H99ZM102 143V142H101ZM100 143V144H101ZM115 143V144H114ZM153 143V144H152ZM224 143V142H223ZM223 143H222V145H220V147H219V150L220 149H222V150H224L225 149V147H224V145H223ZM232 144L233 146H229L230 144ZM238 143V144H237ZM251 143V142H250ZM256 143H258V141L256 142ZM5 143L3 142V143H0V147H1V149H4L5 147H7V146H5V147H3L2 145H4ZM20 144V145H21ZM33 144V145H34ZM45 144V143H44ZM43 144V145H44ZM99 144V145H100ZM114 145V146H110V145ZM124 144V145H125ZM133 144V145H132ZM259 144V143H258ZM258 144H256V145H258ZM6 145H8V144H6ZM23 145V144H22ZM39 145V144H38ZM38 145L37 146H35L34 145V148L35 147H38ZM43 145H42V147H43ZM155 145V146H156ZM255 145V143H254V145H253V143H252V145L250 144V146H256ZM102 146L103 145H100V147L102 148ZM133 146H135L134 147V149H133ZM145 146V147H146ZM154 146V147H155ZM11 147V148H10ZM44 147H45V145H44ZM94 147V148H95ZM111 147V148H110ZM123 147L125 148V149H123ZM153 147V148H154ZM189 147V148H188ZM264 147V146H263ZM108 148V150H105V149H107ZM132 148V149H131ZM139 149V151H138V153H137V149ZM141 148V149H142ZM1 149H0V151H1ZM6 149V148H5ZM37 149V151H36V154L34 155V153H35V150ZM38 149H40V148H35V150L34 151H30V154H31V152H32V154H31V156H28L29 157V159H26V161L27 162H25V163H23L22 162V164H23V166H24V168H25V170H23V169H21V168H18V167H20V166H22V164L20 165V166H18L17 167V169H19L18 170V173H20L19 171L21 170V173L22 174H20L21 175V177L22 176H26L27 174H28V171L29 170H31V169H29L28 170V168H31L32 166V163H35L34 161H37L38 160V158H40V155H39V157H38V154H37V152L38 153H42V152H40V151H38ZM112 149V150H111ZM147 149V148H146ZM148 149V150H149ZM205 149H207V148H205ZM101 150V151H102ZM129 150V151H130ZM227 150H229L230 151V149H227ZM6 151V150H5ZM117 151L118 150H116V153H117ZM144 151H146V150H144ZM7 152V154L9 155L10 153H9V150H7L6 151ZM5 152V153H6ZM24 152V153H25ZM55 152V155L56 154H58V151H53V153ZM174 152V153H173ZM193 152H196L195 150H193L192 151V153ZM3 154V152H2V155H5V156H2L1 154V156H2V158L4 157V159L3 160H5V157H8V160H7V158H6V161L8 162V161H10V163H9V165H11V164H13L14 162V157L12 158L11 157V155H10V158L11 159H13V161L9 158V156L7 155V154ZM16 153V154H15ZM136 153H137V155H136ZM52 154V153H51ZM100 154V155H99ZM102 154H101V152H98L97 154H95L96 155V157H95V155L94 156H92L91 158L93 159H96V158H100V156H101V158L102 157H105V156H102ZM109 154H110V152H109ZM261 154V156H259ZM7 155V156H6ZM26 155V154H25ZM34 155V156H33ZM136 155V156H135ZM174 155H175V157L178 155V156H180V157H176V160H175V157H174ZM0 156V157H1ZM27 156V155H26ZM25 156V158H28V157H26ZM36 156V157H35ZM45 156V157H44ZM49 156H50V158H49ZM107 156V155H106ZM129 156V155H128ZM133 156H135V157H133ZM139 156V158L142 160V163L140 162L139 163V160H137L138 157ZM157 156H159L158 157V160H159V158H160V162L161 163H154V162H157V160L156 161H154L153 159L154 158H156ZM162 157V159L164 158L165 160L163 161V160H161V157ZM168 156H170L169 157V159H168ZM173 156V157H172ZM35 157V158H34ZM41 157H44V158H42V159H44L45 161L47 160V161H52L53 162V160L55 161V162H57L58 160L57 159H55L57 156H54V154H53V157L50 155V154H43ZM130 157V156H129ZM128 157V158H129ZM171 157H172V159H174V160H172L171 159ZM256 157V158H255ZM259 157H263L262 158V160H263V162H261L262 160H260L261 158H259ZM37 158V159H36ZM53 160H52V159ZM134 158H135V160L136 161H134ZM185 158H187V159H185ZM22 158H20V160H21ZM23 159H24V157H23ZM21 160V161H24V160ZM36 159V160H35ZM51 159V160H50ZM185 159V160H184ZM254 159H256L255 161H253ZM259 159V160H258ZM0 160H1V158H0ZM19 160V159H18ZM34 160V161H33ZM40 160V159H39ZM149 160H151V159H149ZM167 160H168V162H167ZM183 160V161H182ZM230 160V163L229 162H227V161H229ZM249 160V159H248ZM5 161V162H6ZM21 161H19V162H21ZM116 161V162H115ZM126 161H128V160H126ZM154 161V162H153ZM158 161V162H159ZM171 161H173V162H171ZM177 161H179L178 163H177ZM202 161L204 162V163H202ZM210 161H212L211 163H210ZM219 161H220V163H219ZM257 161H260V162H258V164H257ZM4 162V161H3ZM4 162V163H5ZM5 163V164H7V166H8V163ZM134 162V163H133ZM144 162V163H143ZM146 162V163H145ZM162 162H163V164L165 165H163L162 164ZM167 162V163H166ZM176 164H175V163ZM183 162H185L184 164H183ZM233 162H234V164H233ZM16 163V162H15ZM36 163H38V162H36ZM41 163H44L43 161L41 162ZM117 165H116V164ZM151 163V164H150ZM169 163H170V167H169ZM195 163H196V165H195ZM199 165H198V164ZM239 163V165H237ZM256 163V164H255ZM262 164L261 166H260V164ZM2 164V162L0 163V165ZM17 164V163H16ZM27 164V165H26ZM39 164V163H38ZM38 164H35L36 166H37V168H36V166L34 167V168H36L37 169V171H38V169H40L41 168V164H40V166L38 167ZM168 164V165H167ZM172 164V165H171ZM205 164H208V166H205ZM215 164V165H216ZM246 164H247V166H246ZM2 165H4V164H2ZM1 165V166H2ZM14 165L15 164H13V167H14ZM18 165V164H17ZM16 165V166H17ZM156 165H158V166H156ZM174 165V166H173ZM211 165V166H210ZM231 165V166H232ZM242 165V166H241ZM252 165L254 166V170H252ZM256 165H257V167H256ZM5 167H7L6 165H4ZM15 166V167H16ZM26 166V167H25ZM162 166H163V169H161L162 168ZM173 166V167H172ZM194 166L196 167H198V166H200L198 169H197V167L196 168H194ZM204 166H205V168H204ZM210 166V167H209ZM241 166L242 168H244V171L243 170H241L242 168L239 167ZM251 166V167H250ZM5 167H3V170L5 169ZM12 165H11V170H12ZM28 167V168H27ZM52 167V169H50V170H48V172L49 171H51V172H49V175L50 176H52L53 174H54V176H55V174H57L56 175V179H57V181L59 180V179H61L62 181H66L70 176H66L64 179H66V180H64V179H62V178H59L60 176H59V173H58V171H54V172H52L53 170H54V166H51ZM51 167H49V168H51ZM55 167H56V164H55ZM57 167H58V165H57ZM152 167H150V168H152ZM207 167V168H206ZM248 167H250V169L252 170H250ZM261 168L263 171H262V173H258V171L257 170H259V171H261L259 168ZM264 167V166H263ZM8 168H9V166H8ZM7 168V169H8ZM48 168V169H49ZM59 168V167H58ZM156 168V169H155ZM169 168V170L167 171V169ZM204 168V169H203ZM258 168V169H257ZM1 169H2V167H1ZM0 169V172L2 171ZM7 169H5L6 171H4V173H7ZM16 169V170H17ZM26 169H27V171H26ZM36 169H34V170H36ZM57 169V168H56ZM55 169V170H56ZM201 169H203V170H201ZM212 169V168H211ZM232 169V168H231ZM8 170H10V169H8ZM22 170L24 171V172H22ZM42 171H40V173L39 174H41V175H44V171H46V170H43V169H41ZM124 171L126 170V169H123ZM160 170V171H159ZM187 170H185V172H187L188 173V171ZM199 170H201V171H199ZM241 170V171H240ZM248 170H249V172H248ZM122 171V172H121ZM164 171H162V172H164ZM236 171H237V173H236ZM243 171V172H242ZM246 171V172H245ZM257 171V172H256ZM26 172V173H25ZM32 171H30L29 173H31ZM47 172V171H46ZM48 172L47 173H45L46 175L45 176H43V177H47L46 179L47 180H44V182L45 181H47L48 182V180H51V177L49 178V175H47L48 174ZM152 172V171H151ZM150 172V173H151ZM157 174H156V173ZM202 172V173H201ZM242 172V173H241ZM24 173V174H23ZM43 173V174H42ZM117 173V174H118ZM139 173V174H138ZM201 173V175H203V174H205L206 175V180L204 179V178H202L203 176H201V175H199ZM233 173V174H232ZM243 174V175H241V176H239V175H237L236 176V174ZM244 173H246V175L244 174ZM248 173V174H247ZM33 172L31 173V174H28L27 175V177H34L33 176ZM155 174H156V176H155ZM163 174V175H162ZM184 174V173H183ZM208 174H209V176H208ZM257 174H259V176L257 175ZM6 174H4L3 176H5ZM35 175V174H34ZM41 175H39V176H41ZM120 175H119V177H120ZM195 175V176H194ZM198 175V178L196 177ZM232 175H233V177H236V178H232ZM235 175V176H234ZM248 175V176H247ZM38 176V173H37V175H35V179L37 178V177H39ZM184 176V177H183ZM192 176H193V178H192ZM209 178H208V177ZM212 176V177H211ZM214 176V177H213ZM245 176H246V178H245ZM262 176H263V179H262ZM1 177H2V173H1V176H0V180H2L1 179ZM90 177H93V175H91ZM183 177V178H182ZM201 177V178H200ZM237 177H238V180H237ZM246 179V181H245V179ZM258 177H261L260 179L258 178ZM40 178H42V176L40 177ZM40 178H37L36 180L35 179H33V178H31L30 180H32L33 179V182H36V183H34L33 185L34 186H36V188L37 189H34V190H38V191H35V193L33 194V196L34 197H31L32 195H31V193H30V191H29V193H28V195L30 196V197H27V199L28 198H30V200H32V198H33V201H36V203H37V201H38V203H40V200L42 201V203H43V200L42 199H40L39 198V196L41 195V193H42V191H48L47 192V194L49 193V191L50 190H55V191H50V193L51 192H53V193H51V195L52 196H56L57 198H59V200L62 198H60V197H58V195H59V193H61L60 191H62V189L61 188H63V186L62 187H59L60 189H57V188H55L54 189V187H53V189H52V187H51V184H52V182L51 183H46L45 182V184L42 182V186L41 187H44V185L46 186V188H44V190L40 187L39 188V184L41 183V182H39V184H38V180L40 179ZM49 178V179H48ZM59 178V179H58ZM72 178V177H71ZM73 178L75 179V178H80L79 176H76V175H74L73 176ZM132 178H133V176H132ZM148 178V179H147ZM197 180H196V179ZM226 179V180H229V179ZM243 178V179H242ZM43 179V178H42ZM41 179V180H42ZM56 179L54 180V181H56ZM100 179H103L102 181L100 180ZM125 179V180H124ZM142 179H143V177H142ZM153 179V178H152ZM201 179V180H200ZM203 179H204V182L203 183H201L202 181H203ZM237 180V181H234V180ZM240 179V180H239ZM242 179V180H241ZM35 180V181H34ZM41 180H39V181H41ZM53 180V179H52ZM71 180V179H70ZM80 180V179H79ZM128 180V181H129ZM133 180V179H132ZM148 180H150V181H148ZM263 180V181H262ZM56 181V182H57ZM68 181V180H67ZM101 183H100V182ZM124 181H126V182H124ZM148 181V182H147ZM194 181V182H193ZM201 181V182H200ZM232 181H233V183L234 182H236V183H238V181H239V183L238 184H236L235 183V185H233V183H232ZM245 181V182H244ZM27 182V184H28V182L29 181H24L23 183H21V184H23L22 186H24L25 187V191L23 192V191H20V188L21 187H19V189L17 188L18 186H16V188L18 189H16L15 188V190H16V192L17 191H19V192H23V194H26L27 192H28V190H30V188H32V187H34L33 185L32 186H30L29 184L27 185V184H25ZM130 182V181H129ZM193 182V185H191V183ZM197 182H199L198 184L200 185H198L197 184ZM207 182V183H206ZM113 183H115L114 185H112ZM176 185H175V184ZM179 183V185L178 186H181V185H183V184H180ZM190 183V184H189ZM194 183H195V185H194ZM21 184H19V186L21 185ZM37 184V185H36ZM47 184V185H46ZM106 184V183H105ZM196 184H197V188H195L196 187ZM201 184H203V187L201 188ZM206 184V185H205ZM118 185V186H117ZM188 185H190V186H188ZM29 186H30V188H29ZM38 186V187H37ZM50 187V190L49 189H47V187ZM114 186V187H113ZM121 186H123L124 187V185H121ZM125 186H126V184H125ZM129 186V187H130ZM230 186L232 187V188H230ZM238 186L240 187V188H238ZM4 187V186H3ZM48 187V188H49ZM75 186H73V187H71V188H74ZM97 187V188H98ZM110 187H112V188H110ZM183 187V186H182ZM188 187V188H187ZM192 187H194V188H192ZM237 187V188H236ZM39 188V189H38ZM66 188H67V190H70L71 191V189H69L70 187H64L63 188V191H64V193H65V190H66ZM112 189L110 192L109 191H107L108 189ZM148 189L147 190V192H149V193H146V189ZM150 188H152L153 190H155L154 192H153V190L152 189H150ZM209 190H208V189ZM210 188H211V190H210ZM213 188V189H212ZM218 188H219V190H218ZM230 188V189H229ZM4 189V188H3ZM3 189H0L1 190V192L0 193H2V190ZM42 190V191H39V190ZM106 189V190H105ZM116 189V190H115ZM120 189H122V187L120 188ZM143 189V190H142ZM144 189H145V193H144ZM170 189V188H169ZM170 189V190H171ZM184 189H186L185 190V192H184ZM191 189H192V191L193 192H191ZM194 189V190H193ZM199 189H201L200 191H199ZM217 189V190H216ZM257 189H260V191H261V189H262V195H261V192L259 191V190H257ZM60 190V191H59ZM72 190H74L75 191V189H72ZM94 190L96 191V192H94ZM115 190V191H114ZM123 190V189H122ZM150 190H152V192L150 191ZM224 189H222L221 191H223ZM250 190V192L252 191V193H250V192H248L247 193V191H249ZM253 190H255L256 191V193H254L255 191H253ZM4 191V190H3ZM31 191H33V189H31ZM56 191H58L57 193H55ZM74 191H71V193L73 194L74 193ZM105 191V192H104ZM143 191V193L144 194H141V192ZM159 191V190H158ZM169 191V190H168ZM199 191V192H198ZM258 191V192H257ZM19 192H17L18 194H20ZM38 192V193H37ZM45 192V193H46ZM108 192V193H107ZM115 192V193H114ZM157 192V191H156ZM167 192V191H166ZM16 193V194H17ZM36 193H37V195H36ZM101 194H102V192H100ZM151 193L153 194V196H151ZM243 193H247L248 194V198L250 197H252V199H251V202L249 203V202H247V203H249V204H247V205H250L251 203L253 204V201L255 200L256 202H254V205H250L249 207H250V210H249V207L245 204L246 202H244L243 200H245V198L247 197V194L245 195V194H243ZM260 193V194H259ZM17 194V195H18ZM47 194H46V196H47ZM54 194V195H53ZM56 194H58V195H56ZM63 194V193H62ZM92 194V195H91ZM102 194V195H103ZM114 194H115V197H114ZM132 194V195H131ZM208 194V195H207ZM233 196H232V195ZM242 194H243V196L245 195V197H243L244 199H242V202L240 201V199H238L239 200V202H240V204H238V206H237V203H235V202H237V198H236V200H234V196H236V197H238L239 198V196H240V198H242L241 196H242ZM251 194H257L256 196H258V197H254L253 195L252 196H249V195H251ZM2 195V194H1ZM1 195H0V198H2L1 197ZM17 195H15L14 197H13V201H16V200H18L19 198H17V197H21V196H17ZM27 195V196H28ZM49 195V194H48ZM88 195V196H89ZM141 195H142V199H141ZM167 195V196H166ZM181 195H179V196H181ZM207 195V196H206ZM261 195V196H260ZM24 196V197H23ZM21 198H20V200L22 199V198H25V195H23ZM45 196V194L44 193H42V197H46ZM50 196V195H49ZM52 196L50 197V198H52ZM61 196V195H60ZM106 196V197H107ZM178 196V197H179ZM194 196V197H193ZM16 197V198H15ZM41 197V198H42ZM48 197V196H47ZM46 197V198H47ZM108 197H107V199H108ZM174 197H172V198H174ZM178 197H176V199H178ZM231 197H232V199H231ZM254 197V198H253ZM34 198H39V200L38 199H34ZM45 198V199H46ZM179 198V199H180ZM194 198V199H193ZM196 198V199H195ZM219 198H220V196H219ZM256 198L258 199V198H260L259 200H261V201H259V202H257L258 200H256ZM16 199V200H15ZM44 199V198H43ZM53 199V198H52ZM96 199H98V198H96ZM178 199V200H179ZM204 199V200H203ZM222 199V198H221ZM233 200V201H235V202H233V201H231V200ZM3 200V199H2ZM2 200H0V233H5L4 235L5 236H2V234H1V236H0V264H13V263H19V261L20 262H22V259H23V262L24 263H26L27 261V259L29 260V257H30V259L32 258V257H35V260H36V262H34V264H56L57 262H60V261H63V259L64 260H66L67 261V264H89V262H90V260H89V257H91V256H89V253L87 252L88 250L87 249H89V251H91L92 250V248H89V246H88V248L87 247H84L85 245H86V243L84 244L83 242L81 243V240H80V238L78 237V236H76L77 235V233H78V231H79V228H78V223L76 224V226H75V224H74V231H73V228H72V226L70 227V229H69V227L68 226H70V225H68V226H66V224L69 222L68 220L69 219H72V223H75V222H73V216L70 218L69 217V219H66L67 218V215H66V211L65 210H67V207H66V209H64V212L65 213H63V215L62 216H60L59 217V215H61V213H62V209L63 208H65V204L63 203V205H64V207L62 206V203H61V210H59V212H61V213H58L57 215L55 214V209H56V204H57V201L55 202V203H52V202H54L55 200H52L51 202H49V201H47V199L45 200L46 201V203H48V204H50L51 203V205L50 206H48L47 204H36L35 205V203H33L32 205H34V206H29V204L30 203H32V201H30L29 199L27 200V201H30V202H28L27 204V206L26 205H23L24 203L23 202H21V204H20V202H19V200H18V202L16 201V202H14L13 204H15V205H19L20 204V206H14L13 204H11L10 203V201H8L7 200V202H5L4 203V201H2ZM11 200V201H12ZM23 200V199H22ZM26 200V199H25ZM49 200V199H48ZM51 200V199H50ZM59 200H58V204L60 203L59 202ZM193 200L197 203H195L198 207H196L195 205H192V207L194 206V208H192L191 209V206H189V204L191 203V202H193ZM26 201V202H27ZM45 201H44V203H45ZM108 201V200H107ZM128 201V200H127ZM143 201V202H144ZM231 201V202H230ZM246 201V200H245ZM3 202V203H2ZM25 202V201H24ZM26 202H25V204H26ZM97 202V201H96ZM109 202H106V203H103V205H105L106 204V206H108V204H109ZM117 204H119V207H117L118 205H116V203ZM119 202V203H118ZM125 202V201H124ZM132 202V203H131ZM180 202V203H179ZM182 202H184V204L188 207H185V209L184 208H182V206H180L181 207V209H182V211H181V209L180 208H178L177 206L179 205V204H181ZM190 202V203H189ZM201 202V203H200ZM230 202V203H229ZM238 202V203H239ZM244 202V204L246 205V206H243V207H240L239 205H242L241 203H243ZM88 203V204H87ZM179 203V204H178ZM186 203H188V204H186ZM219 203H221V201L219 202ZM226 203H228V204H226ZM235 203V204H234ZM53 204V205H52ZM112 204H115V205H112ZM122 204H123V201H122ZM225 204H226V206H228V208H230V209H228L227 207H226V209H225ZM236 205L237 207H240V209H242V210H240L239 208V211H236V210H238V209H236V206H235V208L234 209H236L235 211H234V213H231L232 212V209H233V207H234V205ZM243 204V205H244ZM22 205H23V207H22ZM38 205V206H37ZM41 205H45L44 207H46V209H44V211H43V206L40 208V206ZM48 207H50L49 209H50V212H49V210H47L48 208H47V206ZM60 205V204H59ZM83 205V209L85 208V206ZM92 205V206H91ZM177 205V206H176ZM181 205H183V204H181ZM231 205H233V206H231ZM53 206H55V207H53ZM68 206V205H67ZM202 206V207H201ZM217 209H219V211H215L216 210V208ZM254 207L253 208V210H252V207ZM22 207V208H21ZM25 207V208H24ZM53 207V208H52ZM60 207H59V209H60ZM117 209H116V208ZM120 207H121V210H120ZM171 207V206H170ZM183 207H184V205H183ZM189 207H190V209H189ZM196 207V208H195ZM199 207H201V208H199ZM248 209H247V208ZM42 209V211L40 210V209ZM53 210H52V209ZM92 208V209H91ZM102 208H104V210H105V206H103ZM113 208H115V209H113ZM122 208H123V210H122ZM162 208V209H161ZM166 208V209H165ZM175 208H178V209H175ZM119 209V210H118ZM175 209V212H173V210ZM197 209H199V210H197ZM202 209L204 210V212L202 211ZM233 209V210H234ZM243 209H244V211L245 212H243ZM98 210H100L101 211V209H98ZM114 210H117V211H119V212H117L116 213V211H114ZM125 210V212H120V211H124ZM129 210V211H128ZM131 210L133 211L132 213H134L133 215H132V220L131 221H133V223H131V224H134L133 226H132V228L130 229V231H128V229H127V227L128 226H130L131 224H130V219H129V217H130V212H131ZM146 210V209H145ZM144 210V211H145ZM162 210H164V212H161L160 213V211H162ZM169 210V211H168ZM172 210V211H171ZM178 210H179V212H178ZM196 210H197V212H196ZM206 210L208 211V212H210V211H212V212H210L211 214H213V212H214V214L213 215H215V216H211L210 215V213L208 214V212H206ZM210 210V211H209ZM221 210V211H220ZM230 210V211H229ZM39 211L41 212L40 214H42L43 216H41L40 214H39ZM49 212V213H47L48 215L46 216V212ZM79 211V210H78ZM128 211V212H127ZM165 211H167V212H165ZM181 211V212H180ZM224 211V212H225ZM241 211H242V216L241 215H239V218H238V214H240L241 213ZM247 211H251V214L252 215H249L250 214V212H247ZM105 213H106V210L104 211ZM170 212V213H169ZM172 212V213H171ZM177 212V213H176ZM201 212L204 214V213H206V215H202L201 214ZM216 212V213H215ZM218 212H219V214H218ZM223 212V213H224ZM247 212V213H246ZM43 213H45V214H43ZM57 213V212H56ZM78 213V212H77ZM93 213V214H92ZM98 213H103V212H99L98 211ZM112 213V214H113ZM164 213V214H163ZM174 213V216L175 215H178L177 217L175 216H173L172 214ZM237 213V214H236ZM87 214H89V213H87ZM94 214H95V216L97 217H100V219H99V221H101V222H98L99 223V225H100V227H103V228H105L104 230H103V228H100V227H98V223H95V221H93L94 219H93V217L92 216H94ZM200 214H201V217H199L200 216ZM246 214V215H245ZM248 214V215H247ZM15 216V219H13L14 218V216ZM40 215V216H39ZM54 215H56V216H58L59 217V219H61V217L62 218H64L63 220L65 221V228L66 227H68V231H67V228L65 229V228H63V227H61V228H63V231H64V229H65V231H67V232H62V234H66V236H64V235H61L60 234V232L62 231L61 230V228H60V226H63L64 225V223H63V225H62V223L61 222H64V221H62V219L61 220H58V218L56 219L55 217L56 216H54ZM66 217H65V216ZM120 215H116V217L117 218H119L120 217ZM134 215H136V216H134ZM163 215V216H162ZM168 215H170V217L168 216ZM186 215H184L183 213H182V217L184 216H186ZM196 215V216H195ZM207 215H209V217H211V218H209L208 219V217H207ZM232 215H236L235 216V221H233V216ZM106 216V215H105ZM142 216H144V217H142ZM149 216H153V214H151V215H149ZM171 216H173L172 218H171ZM230 216H232V217H230ZM244 216L246 217L247 216V218L245 219L244 218ZM250 216V217H249ZM48 217V218H47ZM77 217V218H76ZM182 217H181V219H182ZM183 217V218H184ZM107 218V219H106ZM113 217H111V219H112ZM156 218H157V223H156ZM177 218V219H176ZM186 218V219H185ZM184 219L187 221V216L185 217ZM199 218H200V220H199ZM203 218V219H202ZM205 218V219H204ZM207 218V219H206ZM243 220H242V219ZM92 221H91V220ZM103 219H105V220H102ZM110 219V220H111ZM121 219V218H120ZM154 219H155V221H154ZM167 219H169V221L170 220H172V222L173 223H175V224H173L171 221H170V223L169 224H171L172 223V227L167 223V222H165V224H164V222H163V220H166L167 221ZM183 219V220H184ZM202 219V220H201ZM236 219L239 221V219H240V221L239 222H237L236 221ZM255 219V218H254ZM58 220V221H61V222H59V224L60 225H57V226H55V224L58 222H56V221ZM80 220V221H81ZM89 222V223H87V221ZM95 220H96V218H95ZM158 220H159V222H158ZM175 220H178L177 222L175 221ZM184 220V222L181 220V223L183 222V224H186V223H188V221L186 222ZM216 220V221H215ZM222 220V221H221ZM68 221V222H67ZM71 221V220H70ZM80 221H78V222H80ZM150 221L151 222H153L155 225H153V226H151V224H153V223H151L150 224V226H149V223H150ZM168 221V222H169ZM201 221V222H200ZM232 221L235 223V222H237L235 225L236 226H239V227H236V226H234L233 224H232ZM77 222V221H76ZM82 221L80 222V223H83ZM102 222H105L104 224L105 225H103V223ZM109 222V220L107 221V223ZM164 224V226H165V228L164 227H162L161 225H163L162 223ZM69 223H71V222H69ZM79 223V224H80ZM159 223H161V225L159 224ZM180 223V222H179ZM180 223V224H181ZM188 223V224H189ZM193 222L192 223H190L189 225H193L194 224ZM214 223V224H213ZM224 223H226V221L224 220ZM229 223H231L232 224V226H230L229 225ZM58 224V223H57ZM110 224V223H109ZM129 224V225H128ZM182 224V225H183ZM188 224H186V225H188ZM226 224V225H227ZM96 225H97V227H96ZM102 225V226H101ZM107 225V226H106ZM144 225H146V227L144 226ZM157 225V226H156ZM161 226V228H160V226ZM175 225V226H174ZM182 226V227H186V229L185 230H187V228H189L190 230H191V228L190 227H188V226ZM202 224H199V227L201 226ZM218 225H220V226H218ZM225 225V226H226ZM55 226V227H54ZM80 226H82L80 229L82 230V231H79V233L80 234H78L79 236H82L83 234H84V228H83V225L82 224H80ZM86 226V231H87V228H88V226L87 225H84V227ZM144 226V227H143ZM158 227V228H156V227ZM167 226H169V227H171V229L169 228V230L167 229ZM56 227H58V229L56 230L57 231V233H59V234H57L56 233V231H55V229H56ZM89 227H90V225H89ZM149 227H150V231H149V237H147V230H149ZM217 227H218V229H217ZM233 227V228H232ZM242 227V229H244V230H242V229H240V231L238 230V228H241ZM245 227V228H244ZM49 228H53V230H51L50 231V229ZM55 228V229H54ZM78 228V229H77ZM96 228H98V230L96 229ZM129 228V227H128ZM143 228H146V231H144V229ZM148 228V229H147ZM209 228V227H208ZM225 228V227H224ZM49 230V231H45V230ZM106 229H108V230H106ZM118 229V230H117ZM152 229L154 230H156V231H152ZM158 229V230H157ZM159 229H161L162 230V234L163 235H160V233H159ZM181 229L182 228H180L179 229V231H181ZM202 229V230H201ZM215 229V228H214ZM234 229V230H233ZM109 230L111 231V233L110 234H112V235H114L113 234V232L115 233V234H119L120 235V239H122L121 240V244H118V242H120V241H118V240H120L119 238L118 239H116L117 241H116V243H117V246H114V243H115V241H109V237H111V235L109 234ZM116 230V231H115ZM142 230L144 231V232H142ZM161 230H160V232H161ZM170 233L171 231V233H170V235H169V237L168 236H166L165 238H166V240H165V238H164V240H165V242H168L167 243V245L165 246V248L163 247L165 244H159L158 243V241H160L159 240V238L161 239V237H164V235H167V234H169L167 231ZM182 230H184V228L182 229ZM200 230V231H199ZM211 230V231H210ZM215 230V231H216ZM220 230V231H219ZM224 230V231H223ZM236 230H238V231H236ZM42 231V232H41ZM55 231V232H54ZM59 231V232H58ZM70 231V232H69ZM97 231V232H96ZM178 231V232H179ZM252 231V230H251ZM251 231H248L249 233H251ZM75 232H77V233H75ZM81 232H83V234H81ZM95 232V233H94ZM99 232H103V233H106L105 234V236H104V239H103V237L102 238H98V236L99 235H101ZM107 232H108V234H107ZM125 232H127V233H129V234H125ZM145 232H147L146 233V235H144L145 234ZM151 232V233H150ZM154 232V234H152ZM167 232V234H165V233ZM178 232H177V234H175L174 236H173V238L177 235V237H175L174 238V241H173V245H174V242H175V239L177 238V242H178ZM202 232V233H201ZM211 232V233H210ZM263 232V235H264V231H262ZM261 232V233H262ZM44 233V234H43ZM200 233V234H199ZM206 233L207 235H204V234ZM215 233V232H214ZM259 233V235L261 234L260 232H258ZM258 233L257 234H255V233H252L253 235H255V236H259L258 235ZM8 234V235H7ZM86 234V233H85ZM95 234H98V236L97 235H95ZM140 234H142L141 236H140ZM156 234V235H155ZM209 234H210V236H209ZM230 234V237H232V236H234L233 234L231 235ZM241 234V233H240ZM252 234H251V237H253L252 236ZM16 235H18V237L19 236H21V238L19 237V239H18V237H14V236H16ZM95 237H94V236ZM104 235V234H103ZM102 235V236H103ZM110 235V236H109ZM126 235V236H125ZM129 235V237H127ZM145 237H144V236ZM151 235V236H150ZM157 235H158V237H157ZM204 235V236H203ZM238 235V236H237ZM250 235V234H249ZM84 236V235H83ZM87 236V235H86ZM142 236H143V238H142ZM161 236V237H160ZM253 237V240H255V241H257L258 239V237L256 238V237ZM4 237V238H3ZM60 237V238H59ZM62 237V238H61ZM63 237H65V238H67V239H65V238H63ZM88 238H89V236H87ZM125 237L126 238H129V241H127L128 239H125ZM146 237H147V239H146ZM157 237V238H156ZM171 237V239L169 240V238ZM212 237H214V239L212 238ZM230 237H228V238H230ZM251 237L249 236H247V238L245 239L247 242H245L246 244L248 243V241L249 240H251V241H249L250 242V245H251V243L253 244L254 242L252 241V239H251ZM76 238H79V240H80V242H78V243H80V244H82L83 245V252H85V255L84 256H82L83 254L81 253V249L80 250H78L79 248H80V246H79V244L77 243V240H76ZM86 238V237H85ZM84 238V239H85ZM130 238H131V240H130ZM140 238H141V240H140ZM149 238V239H148ZM154 238H156V239H158V240H156V244H159V245H162V247L161 248H159V246L158 247H156L155 248V242L153 241V243H151V241L154 239ZM180 238H181V235H180V237H179V240H180ZM212 238V239H211ZM219 238L221 239H223V240H225L224 242H223V240H219ZM234 237H232V239H233ZM249 238V239H248ZM254 238H256V239H254ZM58 239H60V241H64L63 242V244H64V246H68L69 244H70V246H68V247H64V246H62L63 244H61V243H59V241H58ZM65 239V240H64ZM82 239V238H81ZM99 239V240H98ZM150 239H151V241H150ZM182 239H183V237H182ZM188 239V238H187ZM195 241H194V240ZM199 239H201V241H202V239H203V242H199ZM232 239H231V241H232ZM18 240H19V242H18ZM67 240H69V242L67 241ZM100 240H102V243H104V244H102L101 245V242H100ZM124 240H125V243L127 242V244H125L124 243ZM163 239H161V241L163 242L164 241ZM168 240V241H167ZM184 240V239H183ZM205 240V241H204ZM218 240L219 241H221L220 242V244L218 243ZM17 241V242H16ZM22 243H21V242ZM71 241V242H70ZM82 241H83V239H82ZM123 241V242H122ZM144 241V242H143ZM150 243H149V242ZM197 241V242H196ZM233 241H235V239L233 240ZM232 241V242H233ZM66 242H68V244L66 243ZM91 242V243H90ZM96 242H99V243H96ZM109 243V244H107V243ZM111 242V243H110ZM114 242V243H113ZM142 242L143 243H146V242H148L149 244H151V246L149 247L148 245V243H146V246H145V244H143V247L145 246V248H147L146 250L144 249L143 250V247H141L142 246ZM161 242V243H162ZM232 242H230V243H232ZM236 242H234L235 244H236ZM15 243H19V246H20V248L19 247H17V245H15ZM52 245L51 246V250H55L54 252H53V254L54 253H56L55 255H54V257H53V259H51V260H47L46 259V256H48V252H46L45 251V249H47V248H45V245H47V247L49 246L50 247V244ZM75 243H77L78 244V247L79 248H76V246H77V244H75ZM105 243H106V245H105ZM116 243H115V245H116ZM218 243V244H217ZM230 243H228L229 245H230ZM49 244V245H48ZM148 244V245H147ZM154 245V249H153V245ZM222 244V245H221ZM227 244V245H228ZM233 244V243H232ZM239 244H241V243H238V245L235 247L234 246V244H233V246L235 247V249H234V247H233V249H230L229 250V248L230 247H232V245H230V247H228V246H226V244H224L223 246H226L227 248H224L223 249V251L225 252H223V251H221L220 252V250L218 251V252H220V253H217V252H215V249H214V253H213V250H211L210 252H212L213 254L212 255H210L211 253L209 252V254H206L208 257H209V255H210V257H212V259H213V262H215V263H213V262H211L212 260L210 259V258H208V259H210V264H218V263H222L223 262V259L222 258H224V256H222V254L221 253H224L223 255H225L226 256V262H228V258H227V256L230 258V261H232V264H234L233 263V261L234 260H236L235 258L236 257H238V255L239 256H241L242 255V257L243 258H246L245 257V255H248L249 253H247V252H243V251H247L250 247H248V244H247V246H246V244H244V245H242L241 246V249H240V245ZM15 245V246H14ZM25 247H24V246ZM58 245H61V246H58ZM76 245V246H75ZM105 245V246H104ZM108 245H112V247H110V246H108ZM194 245V246H195ZM218 245V246H217ZM22 246V247H21ZM54 246V248H52ZM75 246V247H74ZM94 246V245H93ZM92 246V247H93ZM104 246V247H103ZM169 246V247H168ZM190 246V247H189ZM245 248H247L248 247V249H245ZM17 247V248H16ZM48 247V249H50ZM70 247V248H69ZM73 247V248H72ZM82 247V246H81ZM107 247V248H106ZM115 249H114V248ZM151 247H152V249L153 250H156L157 248L160 250L159 252H160V254L158 253V249L156 250V251H154L155 252V254H157V255H160V258L158 259V257L159 256H157V255H154V252H153V250L151 249ZM171 247V249L170 250H168L169 248ZM239 248V249H236V248ZM9 248H11V250H12V252H9V253H2V251H4V250H6V249H9ZM13 248V249H12ZM15 248V249H14ZM64 248V249H63ZM66 248V249H65ZM86 248V249H85ZM94 248V247H93ZM105 248H106V251H105ZM112 248V249H111ZM168 248V249H167ZM243 248V249H242ZM17 249V250H16ZM77 249V250H76ZM85 249V250H84ZM104 249V250H103ZM109 249V250H108ZM116 249H117V253H115L116 252ZM165 249H167V250H165ZM185 249V248H184ZM193 249V250H192ZM211 249H213V248H211ZM245 249V250H244ZM101 250H103L102 252H101ZM113 250H115V251H113ZM195 250V251H194ZM226 250H229V251H227V253H226ZM232 250H233V252H232ZM240 250V251H239ZM243 250V251H242ZM250 251H251V249H249ZM249 250H248V252H249ZM183 251V252H184ZM197 251V252H196ZM131 254H129V253ZM151 252H152V255H150L151 254ZM191 252H193V253H191ZM195 252V253H194ZM229 252H232V254H234V256L233 255H230L231 253H229ZM235 252V253H234ZM240 252V253H239ZM242 252V253H241ZM51 253V252H50ZM88 253V254H87ZM103 253H104V256H103ZM150 253V254H149ZM199 253V254H198ZM217 253V254H216ZM229 253V254H228ZM239 253V254H238ZM88 256H87V255ZM118 254L121 256V258H119L118 257V259H120V260H118L117 259V256H118ZM169 254H170V252H169ZM197 256H196V255ZM215 254H216V256H215ZM219 254H221L220 255V257H219ZM227 254V255H226ZM236 254H238V255H236ZM52 255V254H51ZM102 255V257L100 258V256ZM157 256V257H152V256ZM200 255V257H198ZM202 255V256H201ZM32 256V257H31ZM50 256V255H49ZM99 256V257H98ZM150 256V257H149ZM222 256V257H221ZM123 257V258H124ZM146 257H148V258H146ZM167 257V256H166ZM163 258L162 257V259L161 260H163V262H167L168 261V263L167 264H169V262H171V255L170 256H168V259L167 258ZM176 257H178V258H180V256L178 255V256H176ZM194 257V258H193ZM197 257V258H196ZM205 257V258H204ZM220 259H219V258ZM232 257H234V258H232ZM158 259V261L157 260H155L154 261V259ZM215 258V259H214ZM231 258H232V260H231ZM33 259V258H32ZM122 259V260H121ZM166 259V260H165ZM177 259V258H176ZM181 259V258H180ZM180 259H178L179 261H181ZM190 259V260H189ZM207 259V260H208ZM219 259V261H217ZM222 259V260H221ZM224 259V260H225ZM252 259V261H250ZM262 259L264 260V257H262ZM26 262H25V261ZM34 260V259H33ZM34 260V261H35ZM126 261H128L129 259L127 258V259H125ZM170 260V261H169ZM178 260H175L176 262L178 261ZM207 260H206V262H207ZM215 260V261H214ZM253 258H251V256H249V261H248V264H249V262L251 263L252 262V264L254 263L253 262ZM263 260H262V263H263ZM116 261H118L117 263H116ZM120 261V262H119ZM144 260H141V262H137V263H139V264H144L146 261H144ZM158 263H157V262ZM177 262V263H180V262ZM222 261V262H221ZM30 262V261H29ZM102 262H100V264H102ZM115 262V263H114ZM196 262V263H195ZM209 262H208V264H209ZM31 263V262H30ZM205 263V262H204ZM228 263H231V262H228ZM122 264H125V262L124 263H122ZM146 264V263H145ZM180 264H182V261H181V263ZM264 264V263H263Z\"/></svg>",
    "mask_w": 264,
    "mask_h": 264
},
{
    "label": "bare ground",
    "instance_id": "6f19581e",
    "mask_svg": "<svg viewBox=\"0 0 264 264\" xmlns=\"http://www.w3.org/2000/svg\"><path fill=\"white\" fill-rule=\"evenodd\" d=\"M234 18H235V20H234L233 22H234V24H236V25H238V26L240 25L241 22H244L245 20L247 21V17H246V16H241L239 19H236L237 17H234ZM210 20H211V18H210ZM225 20H226V21H225V23H226L225 25H227V26L229 25V26L231 27V24H227V21H228V23H229V22H230V19L226 17ZM231 20H232V19H231ZM246 23H247V22H246ZM242 24H244V23H242ZM261 24H262V23H261ZM229 26H228V27L225 26V27H226V28H229ZM232 26H234V25H232ZM245 26H246V25H244V28H245ZM241 27H242V25H241ZM241 27L238 28V30L240 29V31L242 32ZM246 27H247V26H246ZM259 27H261V26H259ZM235 28H236V27L234 26V29H235ZM249 28H250V27H248V29H249ZM251 28H252V27H251ZM263 28H264V26H263ZM234 29H233V30H234ZM253 29L255 30V28H253ZM253 29H252V30H253ZM257 29H258V28H257ZM257 29H256V31H257ZM261 29H262V28H261ZM261 29H260V31H261ZM235 30H236V29H235ZM243 30H244V29H243ZM245 30H246V28H245ZM245 30H244V31H245ZM240 31H238V32L240 33ZM260 31H259V32H260ZM250 32H251V30H250ZM250 32H249V34H250ZM212 33H213V31H212ZM244 33H245V32H244ZM253 33H254V31H253ZM206 34H208V31L206 32ZM206 34H205V35H206ZM210 34H211V32L208 34V36H210ZM231 34L234 35L235 33H231ZM236 34H237V32H236ZM246 34H248V33H246ZM249 34L246 35V36L250 37L251 34H250V35H249ZM262 34L264 35V32H262ZM262 34H261V35H262ZM211 35H213V34H211ZM256 35H257V34H256ZM227 36H229V35H227ZM227 36H226V37H227ZM234 36H236V35H234ZM242 36H243V33H242ZM252 36H253V34H252ZM230 37H231V36H229V39H230ZM238 37H240V36H238ZM262 37H263V36H262ZM262 37H260V40H262V39H261ZM242 38H243V37H242ZM242 38H240V40H241ZM244 38H245V35H244ZM229 39H227V38L224 39V40H225V41H224L225 44L228 43ZM231 39H232V37H231ZM245 39H246V38H245ZM250 39H251V41H250ZM250 39L247 38V40H246L247 42L245 41V44H242V42H241L242 40H241V41H240L241 45H243V46H245V47L248 45V46L246 47V49H248L249 46H250L249 43H252L253 38L250 37ZM226 40H227V42H226ZM243 41H244V39H243ZM248 41H250V42H248ZM229 42H230V41H229ZM261 42H262V41H261ZM184 43H186V42H184ZM188 43H190V42H188ZM188 43H187V45H188V47H189V44H188ZM232 43H233V39H232ZM232 43H230V44H232ZM237 43H238V42H237ZM246 43H247V44H246ZM262 43H264V38H263V42H262ZM234 44H235V41H234ZM234 44H233V45H234ZM184 45H185V47L187 46L186 44H184ZM262 45H263V44H262ZM226 46H227V44H226ZM228 46H230L229 43H228ZM228 46H227V47H228ZM238 46H239V48H240V44H239ZM238 46H237V47H238ZM243 46H242V47H243ZM190 47H191V44H190ZM215 47H216V46H215ZM217 47H218V46H217ZM230 47L232 48V46H230ZM262 47H264V46H262ZM179 48H180V47H179ZM179 48H178V49L176 48L177 50H175V53H172V56H173V54H174V55H176L177 57H179L180 54H182L183 52L186 53V54H187V53H190V52L192 53V51L189 52V51L187 50V49H188L187 47H186L187 49L185 48V49H186V50H185L186 52L184 51V48H183V47H182L183 49L181 48L183 51H182V50L180 51ZM225 48H226V47H225ZM231 48H228V49H227L228 52L231 51V50H230ZM235 48H236V47H235ZM235 48H234V49H235ZM252 48H253V46H251V49H252ZM44 49H45V48H44ZM44 49L41 50L40 52L44 51ZM189 49H190V48H189ZM213 49H214V47H213ZM213 49L211 48L210 50H213ZM240 49L244 51V47H243V48H240ZM240 49H239V51H240ZM249 49H250V48H249ZM45 50H46V49H45ZM178 50L181 52L179 55L176 54V51H177V53H179ZM191 50H194V49L192 48ZM210 50H209V52H213V54H211L210 56H212L213 58H214V57H218V58H219V59L217 58V61H216V58H215V62L223 61L224 64H225V60H223V59H225V58H226V61H227V59H228V62H229V61H233V60L235 61V59L238 58L239 61H237V62L240 63V60H241V61H243V62H245V63H247V64L250 65L251 62L253 63L254 60H255L254 62H256V60H257L256 57L259 55V54L257 55V53H256V54H254L256 57L253 56V53H255V50H254L253 53L250 52V50H245L244 53H241V52H240V54H238V53L234 54V53H233L234 51H232L233 55H229L230 53L228 54L227 52H225L226 54L223 53L224 55H222V54L220 55V53H218L219 51L216 52L215 50H213V51H210ZM224 50H225V49H224ZM227 50H225V51H227ZM229 50H230V51H229ZM236 50H237V49H236ZM47 51H48V50H47ZM45 52H46V51H45ZM45 52H44V53H45ZM194 52H195V51H194ZM194 52H193V54H195ZM206 52H207V51H206ZM206 52L203 53V51H202V53H201V54H203V55H201V57L203 56V57H202V60H204V61H203L204 63H205V61H207V63H208V60H206V59H207L208 57H210L209 54L206 53ZM44 53H43V54H44ZM47 53H48V55H49V54L52 53V52L49 50ZM191 53L188 54V57H189V55H191ZM232 53H231V54H232ZM197 54H199V53H196L195 55L197 56ZM227 54H228V55H227ZM48 55L45 54V55H44V56H46L45 58L48 59V58L52 57L54 54H53L52 56L47 57ZM195 55H194V56H195ZM225 55H226V56H225ZM56 56H57V55H56ZM56 56L53 57V58H54V59H57ZM176 56H175V57H176ZM192 56H193V55H192ZM198 56H199V55H198ZM198 56H197V57H198ZM173 57H174V56H173ZM173 57H172V58H173ZM180 57H181V56H180ZM182 57H183V54H182ZM212 57H211V59H212ZM222 57H223V58H222ZM261 57L264 58L263 56H261ZM53 58H51V61H50V59L48 60V61L50 62L51 65L53 64V62H52V59H53ZM192 58H193V57H192ZM221 58H222V59H221ZM54 59H53V61H54ZM165 59H166V58H165ZM179 59H181V61H180ZM183 59H184V58H183ZM183 59H182V58H176V60H177V61L179 60V61H178V63H176V64H175V62H174L175 66H177V68H176L175 70H170L171 68H175V66H174V67H173V66H168L169 64L166 66V64H162L161 62H158V63H161L162 66L164 65V68H165V67H167V68H165V69H162L161 67H158V68H159V69L161 68L160 70L162 71V73H163V72H164V73H167L168 70H170V71H171L170 74H174V73H172V72H177L176 70H178V64H180L181 66H185V65H187V64H189V65L191 64L190 61H188L187 64L184 63V62H186L187 60H189L188 58H185L186 61L184 60V62H183ZM208 59H209V58H208ZM171 60H173V59H171ZM171 60H169V61H171ZM193 60H194V61H193ZM197 60H198V61L201 60V59H200V56H199V59H195V58H193V59L191 60V61H193V63H192L193 65H192V66L190 65V67H194V66H196V68H197L198 65H200V64H201V61H202V60H201V61L197 62ZM213 60H214V59H212V61H213ZM259 60H260V59H259ZM259 60H257V62H259ZM48 61L46 62V60H45L44 63H45V64H46V63L48 64V63H49ZM166 61H167V60H166ZM173 61H174V60H173ZM177 61H176V62H177ZM195 61H196V63H195ZM209 61H211V60H209ZM260 61H262V59H261ZM54 62H56V61H54ZM203 62H202L201 65H202V66H204V65L206 66L207 63L204 64ZM215 62H213V63H215ZM235 62H236V61H235ZM243 62H241L240 65H241ZM263 62H264V61H263ZM62 63H63V65L60 67V66H58V62H57V64H56L55 66H58L59 68H57V67H56V68H57L58 70L61 69L62 71L65 70V71L67 72V70H69L68 68H70V67H67V64H64L65 62L62 61ZM163 63H164V61H163ZM198 63H200V64H198ZM213 63H211V64H213ZM218 63H219V62H218ZM226 63H227V62H226ZM231 63L233 64L234 62H230L229 64H231ZM245 63H244V64H245ZM260 63H261V62L257 63L258 66H257L256 64H255V65H254V64H251V66H249V67H251V68H247L246 73H245L246 81H250V82H248V84L250 83L251 85H253L252 83L255 82V81H254L255 79L260 80V81H259L260 83H257L258 85L255 86V87H257V89H259V88H261V89L264 88V80L261 81V79L264 78V64H262V63L260 64ZM174 64H173V62H172V65H174ZM184 64H185V65H184ZM197 64H198V65H197ZM203 64H204V65H203ZM216 64H217V63H216ZM216 64H215V65H216ZM224 64H223V65H224ZM229 64H228V65H229ZM234 64H236V63H234ZM247 64H246V65H247ZM42 65H43V64H42ZM64 65H66V66L63 67ZM170 65H171V64H170ZM208 65H209V63H208ZM208 65L206 66L207 69H205V71H204V75H205L206 77H205V76H202V73L200 72V73H201V76L204 77L205 80H206V78H207L208 80H210V78H208V77H209V76L211 77L212 73H213V72L215 73L216 71H218L219 73L221 72L219 75H218V72H217V76H218V78L220 77L219 79H221L222 77H224V76H225L224 74H226L228 70H230V72L228 71V73H229L230 75H231V73L233 72V71L231 72V70H233V67H231L232 69H231V68L228 69L227 67H224V68H225L224 70H226V69H227V70L223 72V70L219 71V70H220V67H218L219 65L216 66V67H218V69H216L215 66H213L214 68H212L211 66H208ZM49 66H50V65H49ZM49 66H46L47 68H46V67L44 68V66H42V71H43V69H44V72H45V73H43V74H42V73H39L40 70L38 71V73H39V74H42L43 76L38 74L37 77L39 76V77H40V78L38 77L39 79L34 80V81H30L31 83H33V84L35 85L36 88H38V89L41 90L40 92H42V93H40V92H38L37 90H35V92H36V91L38 92V93H36V94H39V95L41 94V96L38 97V95H37L36 97H38V98L34 97V99L31 98V97H30L31 99H29L28 96H27L28 98H26V93H27V91H28L27 89L29 88V86H31V85H30L31 83L29 82V79H26V78H29V77H25L26 75H24V76L22 75V73H23V69H22V70L20 69L22 72L19 70V71L21 72V74H20V73H19V74H20L22 77L17 76V77H18V78H17V77L15 76L14 79H13V78L10 79V76L8 75V74H10V72L7 73V76L4 75V74H6V72H5L4 74H3V72L0 73V81H2V80H4V79H5V81H6V79H10V80L13 79V81H11V82H9V83H8V82L6 83L5 81H4V82H5V83H4V82L2 81L4 84H3V85H0V101H1V102H0V105H1V103H2V105H1V109H0V123H1V124H0V125H1V130H0V131H1V132H0L1 135H0V137H1V139H3V138H4V139L7 138V140H9V139H11V138H14V139H17V140L19 139L20 142L22 141V144H23V145H22L20 142H17V146H16L17 149L20 148V150H21V149L24 150V149H26V148H28V149H29V148H32V149L27 150L29 153L25 152L26 150H24V152H25V153L23 152V154H24V156H23L24 159H23V157H17V156L14 157V154H13V157H14V161H13V159L10 158V155H11V157H12V154H11L10 152L13 151V150L10 151V149H9L10 143H9L8 141L5 142L4 139L2 140V142L0 141V143H3V142L5 143L4 145H2L3 147L7 146V147H5L6 149H5V148H4V149H1V147H0V149H1L0 154L2 155V152H3V154H4L7 150H9V153H10V154L8 155L7 152H6L5 154H7V155L9 156V158L14 162L13 164H15L14 167H13V164H11L12 167H13L12 170H11V165H9L10 161H8L9 163L6 161V158H7V160H8V157H5V160H3L4 157L2 158V156H5V155H2V156L0 155V156H1V157H0V158H1L0 163L2 162V164H4V165L7 166V164H5V163L7 162V163H8V166H9V168H8V166L5 167V166L2 165V164H1L2 166L0 165V169H1V167H2V169H1L2 171L0 172V176H1V173H2V177H1L2 180H0V189H3V188H4V189H3L4 191L2 190V193H0V195L2 194V195H1L2 198H0V200L3 199L2 201H4V203L7 202V200H8V201H10V203L12 202L11 204H13V203L16 202V201L18 202V200H19L20 204H21V202H23V203H24L23 205H26V206L28 205L27 203L30 202V201H32V203H30L29 206H31L33 203H35V205L41 203V204H47L48 206H50L51 203H50V204H48V203L51 202L52 200H55V201L52 202V203H55V202L57 201V204L55 205V206H56V209H55V214H56V215H57L58 213H61V212H59V210L62 209V208L60 207V206H61V203L63 202V203L65 204V208L62 209V213H61V215H59V217L62 216L63 213H65V212H64V209H66V207H67V210H65V211H66V215H67V218H66V219H69V217L71 218L72 216H73V218H74V217H75L74 215H76V214H77L76 216H78V217H84V216L86 215V218H85V219H87V217H88L87 215H90V214H91L90 212H91V211L94 212L95 210H96V212H97V213H96L97 215H101V217H102V215H103V217L105 218V217H107V215L109 214V213H107V210L109 209L108 207L111 205L110 202H109V201H110L109 198H112V199H111V200H112L111 203H113L115 200H116V201L119 200V199H118V198H119L118 195L120 196V198H122V196H124V194L126 193L125 195H126V197H127V193L130 194V193L132 192L131 189H133V188H132L133 186L128 185V183H131V184H132V182L134 181V178H135V179L139 178V177H137V178L134 177V176H138L137 174H136V175H131V176L128 175L129 177H131L130 180H129L128 176H127L128 171L130 170L129 167H132V166H133V164H132L133 158L131 157V155H132V154L134 155L135 152H136L135 149H134L135 146H133L134 153L130 154V152H133V151L130 150V148H128V147H130L129 145H131V144H130L131 141L126 143L127 145H128V143H129V145L126 147V151L129 152V153L126 155V156H127V159H125L126 156L123 155V154H125L126 152H125V151H121L122 146H126L125 143H124L125 145L122 144L123 142H122V143H117V142H115V143H117V144L114 143L115 145H120V144H122L121 147H120V149H115V147H114L113 150H114L115 153H112V151L109 150L110 154H109V152H107V153H106L107 156H106V155H103L105 152L102 154V152L104 151V150H102V149H103L104 147H105V148L108 147V146H109L108 144H109L112 140H114V139H112L113 137H108V136H109V132H111V133H114V132H115V131L113 132V130L110 131V130H111V127H110V126H112V125H110V126L108 127L110 130H108V128H107V130L109 131V132H107V134H106L107 137H106V135H104L105 137H102V138H101V141H100V138H99V137H100V134H99V137H98V138H99V141L97 140V141H98V145L95 147L96 144H95V141H94V144H95V145L92 144V146H90L91 148L93 147V148H92V149H93L92 151H91L90 149H85L86 144H85V147L82 146V145H83V144H82V141H85V140H86V139H85L86 137H89V138H90V136H91V137L93 138L92 135H93L96 131L99 132L100 129L103 130L104 127H103V128H100V127H102V126H99V125H101V124L103 125V121L105 122V119H107V118L109 117V116H107V114H109V112H106V111H105V110L109 111V110H108L109 108L106 109V108H107V105H106V104H108V103H105V101H107V98L105 99L103 96H105V97L109 96L110 99H111V96H110L109 94H110V92L113 91V90H112V91H110V90L114 87V85L111 86L112 88L110 89V87L107 86V85H112L111 80H110V83H107V82H106L105 85H106L107 88H108V87H109V88H108V89H107V88H103V89L105 90V91L103 92V94H105V93L107 92L106 89L109 90L110 92H109L107 95H106V94L103 95V96H102L103 98L101 97V95H102V94H101L102 92L100 91L101 89L98 90V91H96L95 88H97V87H95L93 91L91 90V92H90V90H89V91L87 90L88 92H90V94H87V93H86V94H87V95H85V96H86V100H85V96H84V94H83V96H81L80 98H83L82 100H84V101H83L82 103H81V101H80L79 104H78V102L76 101V102H77V107H75L76 104H75L74 102H75V100H76L77 98H76L75 100H72L73 102H71L72 94L75 93V91H77V89H79V88H77V86L79 85V87H80V86L83 84V81H82V84H81V85H80V83H78V84L75 83V84L77 85V86H75L77 89H76V88L74 89V83H73V82H72V83H68V82L66 81V79H70V78H69V72H71V71L74 72L73 70L75 69V67L73 68V70L70 68L71 71L69 70L68 74H61V73H62L61 70H60L61 72L59 73L58 70H55V66L53 67V65H52V66L50 67L51 69L49 68ZM68 66H69V64H68ZM104 66H106V65H104ZM157 66H158V65L156 64V67H157ZM159 66H160V65H159ZM181 66H179V67H181ZM224 66H226V65H224ZM231 66H233V65H231ZM237 66L239 67V64H238V63H237ZM237 66H235V67H237ZM255 66H256V67H255ZM52 67H53V69H52ZM98 67H103V64L98 65ZM156 67H154V68H156ZM170 67H171V68H170ZM185 67H186V66H185ZM200 67H201V66H199V68H200ZM208 67H209V69H208ZM76 68H77V67H76ZM194 68H195V67H194ZM194 68H191L190 71H193V72H194V71H197V70H194ZM201 68H205V67H201ZM66 69H67V70H66ZM167 69H168V70H167ZM210 69H211V70H210ZM222 69H223V68H222ZM237 69H238V68H237ZM237 69H236V70H237ZM45 70H46V71H45ZM78 70H79V69H77V71H78ZM95 70H96V69H95ZM110 70H112V69H110ZM113 70H114V68H113ZM164 70H166V71H164ZM182 70H183L182 67H181V70H180V68H179V72H180L179 74H180V75H182V74H181ZM186 70H188V69H186ZM206 70H207V71L210 70V72H211L210 75L207 74V71H206ZM234 70H235V68H234ZM238 70H239V69H238ZM238 70H237V71H238ZM17 71H18V70H17ZM65 71H63V72H65ZM97 71H99V70L97 69ZM156 71H157V68H156ZM183 71L185 72V68H184ZM190 71L188 70V73H187V74H185L187 71H186L185 73L183 72V76H184L183 78H185V75H187V76H188V74L190 75ZM199 71H201V70L199 69ZM199 71H198V72H199ZM237 71H234V73H237ZM0 72H1V71H0ZM75 72H76V69H75ZM75 72L73 73V75H75ZM107 72H110V71L107 70ZM115 72H116V70H115ZM115 72H113V73H115ZM154 72H155V69H154ZM202 72H203V70H202ZM205 72H206V73H205ZM208 72H209V71H208ZM78 73H79V72H77V75H78ZM80 73H81V72H80ZM110 73H111V72H110ZM157 73H158V72H157ZM164 73H163V74H160V77H161L162 75H163V77H164ZM168 73H169V72H168ZM191 73H192V72H191ZM194 73H195V72H194ZM194 73L191 74V75H194ZM196 73H197V72H196ZM200 73H199V74H200ZM223 73H224V74H223ZM15 74H16V73H15ZM23 74H24V73H23ZM70 74H71V73H70ZM154 74H156V73H154ZM170 74H167V76L170 75ZM184 74H185V75H184ZM199 74H196V76L199 75ZM221 74H223L224 76L221 75ZM16 75H17V74H16ZM80 75H82V74H80ZM110 75H111V74H110ZM165 75H166V74H165ZM176 75H178V72H177ZM176 75H175V78L178 77V76H176ZM180 75H179V77H180ZM208 75H209V76H208ZM230 75H229V76H230ZM83 76H84V75H83ZM107 76H108V75H107ZM154 76H155V75H154ZM157 76H158V78H159V74H158ZM172 76H173V75H172ZM172 76L170 75L171 79H172ZM187 76H186V77H187ZM201 76H200V77H201ZM207 76H208V77H207ZM212 76L215 77V78L217 77L215 74L212 75ZM233 76H235V75H233ZM5 77H8V78H5ZM23 77H24L25 79H24ZM163 77H161V78H163ZM165 77H166V76H165ZM168 77H169V76H168ZM168 77H167V78H168ZM179 77H178V78H179ZM188 77L191 78V76H188ZM188 77H187V78H188ZM192 77H193V78L190 79V80L185 79V81L187 80L186 84L183 82L184 79L182 78V76H181V78H182L183 80L180 79V82H179V83H176V80L172 79V81L174 80L175 83H176V84L173 83V84L175 85V87H176L178 90L182 89V92H181V93H182V96H180V98H179V95H178V94H181V93H178V92H180V91H178V92L175 93V92H174V89L172 90L173 84L171 85V87L168 86V87H169V90H168V87H167L168 92H169L170 89H171V90L173 91V94H175V97H174V95H173L174 98H176L177 95H178V98H179V99L182 98V99H181V100H183L182 102H184L186 105H187V103H188V105L191 106V107H188V106H187V107L189 108V109H188L189 111L186 110V109H184V111L186 110V111L184 112V114H185V115L188 114V116L186 115V117H185V115L182 114V116H184V117L182 118L181 116H179V114H180V112L182 113L183 111H179V110H181V107L184 108V107H186V106H184V105H183L184 103H183V104H182L183 106H181L180 109H179V106H180V105H179L178 103H180L181 100L177 99V100L179 101V102L177 103V105H179V106L176 107L177 105H175V110H176V111L174 112V109H173V114L175 113V115H176V113L179 112V113H177V115L179 116L178 119H177V117H175V118H176L177 120H179V118H180V119L182 118L181 121L179 120V122H180V124L183 125V127H182L181 125L178 126V125H177L178 122H176V123L174 124L175 119H174V121H173V119H172V118H174V117H173L174 115L171 114V115H173V116H171L172 118L170 117L171 120L169 119V121H170V122L173 121V122H172L173 125H174L173 128L175 127L174 129H176V130L172 129V124L170 123V124H171V125H170V126H171V129H172V132H171L172 134L169 136V138H168V135H169V134L166 135V138H164L165 134H166L167 131H169V130L165 129L164 127L166 126V124L163 123V122H161V120H162L164 117L161 118V120H160V116H163V115L160 114V113H161V111L159 110V106H160V105H158L159 103L162 102V100L164 101V98H165V97H164V98L161 100V97H160V96H162V95H160V94H161L160 92H161L162 90L160 91L159 88L163 89V86H161V85H164V86H165L166 83H165V84H162V81H161V84H160V81H159L160 78H159V80H157V79H155L156 77H154L155 82H156V80H157V82L159 81L158 84H160L159 87L156 85L158 88L155 87L154 92L156 93V89L159 90L160 92L157 91V94H155V95H154V92H151V93H153V95H150V94H149L150 92H149V93H148L149 95H146V96H145V94H144V96H145L144 99L142 98L143 96L141 97L142 99L139 98L140 100H145V98H149V100H151V99H150L151 96H153V97H157L156 95H158V96L160 95V96H159L160 101L156 99L157 101H159V103H157V101L154 102V101L152 100L154 103H156V104L158 105V107H156V108L154 109V111H153L152 113H150L147 117H150V116H153V115H154V117L156 118V115H157V117H159V118H158L159 121L156 122V123H159V125H160V123H161V125H162V123L165 124V125L163 126V129L167 130L166 133H164L163 136L161 137L162 134L160 135V131H163V130H162V127H160V128H161V130H160V129L158 128L159 126H158L157 124H155V121H157V119L154 120V119L152 118V119L154 120V122L151 121L152 124L154 123V124L152 125V127H154L155 125L158 126V127H157L158 129H156V128L154 127V128L158 131V133H159V134L157 133V134L159 135V136H158V135H157V136H158V137H161V138H163V139H166V140H163V139H162L163 141H159L160 138H157V136H155V137L157 138V141H159V142H157V145H156V142H155L156 139H153L154 137H152V138H151V139H152V142H153V140H154V143H155V144L153 145V147L156 145L154 148H153L152 146H150V148H152V149H149V147H147L148 145H147V146L144 145V147L142 148L143 145H142V143H140V140H139V144H141L142 146H141V147H139V145H136V146H137V148H140L141 156H142V152H143L144 157H143V158L141 157L142 160H145L146 162L149 161V162L152 163V157H155L156 154H157V155L160 154L161 156H164V155H165V156H166L165 158H167V155H170L169 153L172 152V150H175L176 146H181V147H179V149H178V150H180V148H183V145H185V146L188 145V146H189V143L192 141V142L190 143L192 149L189 150V153H188V151H186L187 148L184 149V150L187 152V157H188V159H189V160H193V161H190V162H189L188 164H186V165L184 164L185 162H183L184 165H182V166H181V165L178 166L180 163L182 164L181 159H179L180 163H179L178 165H175V167L171 170V172H169V173L166 172V173H165V171H166L165 169H164L165 171L162 170V171H164V172H162V171L159 170L161 173H163V174H168V175H163V174H162L163 176H161V177L159 178V180H157L156 183H154V178L159 177L158 175H160V173L156 176L157 173L155 172V173H156V174H155L156 177H154V167H155V164H154V167H152V166H153V164H152V165L150 166V167H152V168H150V167H146L144 170L140 171V174L138 173V174L141 176V177H140V180L145 181V180H144V177L146 178V176H144V173L148 171V172L145 173V174H149L147 177H148L149 179L153 180V181H152L153 183L150 184V183L148 182V181H150V180H148L147 182H148V184L150 185V187H151V185L153 184L152 187H155V188H156V191H157V192H156L155 190H153L152 188H150V189L153 190V192L155 191V192H154V198H155V197H158L159 195H162L161 197H163V194H164V193H166V194L169 196L170 191L172 192V190H173V188L171 189V187L174 186L172 183H173V181H175L176 178H177L176 180L181 181V183L175 181V183H177V185L174 183V184L176 185V186H175L176 189L178 188V191H179V190H180V191H183V190H181V189L185 188L184 186H186V185H184V183H187V182H189L190 180H194V179H190V180H186L187 182L182 183L185 179H188V175H189V174H191V175H192V173L195 174V173H194L195 169L191 170V171H193V172H189V170H187L191 165H194L193 162H197V161H199V164H201V163H200V160H202V159H207L208 161H209V159H212V160H213V163H211L212 161H210V163H211V165H212V164L215 163L214 161L218 162L217 160H220V161L222 160V162H225V161H226V157H227V159H229L230 157H234L235 160H233V161H236V158H237V159L239 158V161L237 160V162H241V160L243 159V161H244L245 163H248L249 161L251 162V157H253V156H255V155H257V154H259V153H261V152H262V153L264 152V147H263V146H264V142H263V140H264V133H263L264 131H263V130H264V129H262L261 125H259L261 122L264 121V119H262V116H260L261 119H259V120L256 118V116H258V115H256V114L254 113L255 109L252 111V112H253V115H254V114L256 115V116L254 115L255 118H254V116L252 115V113H249V112L251 111V104H252L251 101L254 102V99H255V96L253 95V93H255L257 90H255V91L252 90V91H254L253 93H252V91H251V94L253 95V96H251V94H250V98H251V99L249 98V96H248L247 94H246V98H245V95H244V94H245V91L248 90L247 87H246L247 90H245V91H244V94H243L244 97H243V95L240 97V94H237V92L235 93V96H234V95H233V96H232V95H230V96H224V95H225V92H228L229 89L231 90V88H229L230 85H229V87H228L229 89H227V87L225 88V89H226V91H225V90H223V87H225V84H224V86H222L223 83H222L221 86L219 85V83H221V81H222L224 78L220 81V80H218V78H216V79H217V80H216L215 78H212V77H211V80H213V82H211L212 85H213L214 81L219 82V83H218V85H217V83L214 84L215 86L213 85V87H212V85H209V83H207L208 80H206L205 83H206L207 85H209L210 87L214 88V90L211 88L212 90H211L210 93H206V94L208 95V96H207V95L205 94V92L203 91V90L206 88L207 85H206V84H203V85H205V86H204L205 88L203 89V85H202V83H201V79H202V78L200 79V77H199V79H198V77H196L197 81L195 82V79H194L195 76H192ZM226 77H228V74H227ZM16 78H17V79H16ZM71 78L73 79V77H71ZM76 78L80 79V77H77V76H76ZM76 78L74 77V79H76ZM173 78H174V77H173ZM189 78H188V79H189ZM253 78H255V79H253ZM81 79H82V77H81ZM154 79H153V81H154ZM225 79H226V78H225ZM225 79H224L225 83H226L227 81H230V80H228V79H227V81H226ZM229 79H230V77H229ZM252 79H253V82L251 81ZM30 80H32V79L30 78ZM76 80H77V79H76ZM76 80H75V81H76ZM82 80H84V78H83ZM148 80L151 81V78L149 77ZM162 80H163V79H162ZM169 80H170V78H169ZM169 80H167L168 84H170V83H169V82H170ZM181 80H182V81H181ZM199 80H200V81H199ZM258 80H257V81H258ZM70 81H71V80H70ZM72 81H73V80H72ZM77 81H78V80H77ZM77 81H76V82H77ZM79 81H80V80H79ZM116 81H117V80H116ZM150 81H149V82H150ZM153 81H152V82H153ZM163 81L165 82V79H164ZM177 81H178V80H177ZM224 81H223V82H224ZM235 81H236V80H235ZM120 82H121V81H120ZM120 82H119V83H120ZM147 82H148V81H147ZM155 82H154V83H155ZM157 82H156V83H157ZM181 82H183V83H181ZM209 82H210V81H209ZM230 82H231V81H230ZM251 82H252V83H251ZM100 83H101L100 86H104V85L102 84L103 82H102L101 80H100ZM115 83H116V82H115ZM171 83H172V82H171ZM203 83H204V82H203ZM227 83H228V82H227ZM231 83H232V82H231ZM244 83H245V82H244ZM96 84H97V83H95V85H96ZM168 84H166V85H168ZM232 84H233V83H232ZM232 84H231V86H232ZM236 84H237V82H236ZM246 84H247V82H246L244 85H245V86H248V84H247V85H246ZM57 85H62V86H61V87H62L61 90H63L62 93L64 92V88H65V87L67 88V89H66L67 91L64 92L65 94L63 93V94L65 95V97L62 99V100H63L62 102H61V99H60V97H61V93H60V91H59L60 89H58L60 97H59L58 94H57V96H56V97H59V98H58L59 100H58V99H56V100H53V99H52V98L54 97V93H53V95L51 94V93H52V92H51V89H52V87L54 88V87H56ZM95 85H93V87H94ZM98 85H99V83H98ZM98 85H97V86H98ZM117 85H120V84H117ZM226 85H227V84H226ZM254 85H255V84H254ZM100 86H99V87H100ZM160 86H161V87H160ZM209 86L205 89L207 92L209 91V89H208ZM245 86H244V87H245ZM93 87H91L90 89H92ZM175 87H173V88H175ZM234 87H237V86L234 85ZM240 87H242V85H241ZM240 87H237V88H235V89H237V90H238V89H241ZM248 87H250V86H248ZM253 87H254V86H253ZM253 87H251V88L253 89ZM31 88H32V86H31ZM58 88H59V86H58ZM81 88H82V87H81ZM83 88H84V84H83ZM100 88H102V87H100ZM138 88H139V87H136L135 89L138 90ZM165 88H166V86H165ZM165 88H164V89H165ZM176 88H175V89H176ZM33 89H34V88H33ZM33 89H32V92H30L29 95L33 94V92H34ZM54 89H55V88H54ZM56 89H57V87H56ZM135 89H133V90H135ZM164 89H163V91L165 92L166 90H164ZM232 89H233V88H232ZM243 89H244V88H243ZM249 89H250V88H249ZM261 89H260V90H261ZM29 90H30V89H29ZM74 90H75V91H74ZM85 90H86V89H84V90L81 91V92H84ZM137 90H135V91H137ZM221 90H222V92H220ZM227 90H228V91H227ZM237 90H236V91H237ZM30 91H31V90H30ZM73 91H74V92H73ZM78 91H79V90H78ZM94 91L98 92V93H96V94H99L100 96H99V95L96 96V94H95ZM135 91H134V95L131 94L130 96H127V97H129V99H131V98H130L131 96H132V97H133V96H138V94H136ZM176 91H177V90H176ZM231 91H232L233 93L235 92L234 89L231 90ZM241 91H242V90H241ZM241 91H238V92L240 93ZM258 91H259V90H258ZM263 91H264V90H263ZM50 92H51V93H50ZM54 92H55V90H54ZM85 92H86V91H85ZM93 92H94V93H93ZM100 92H101V93H100ZM158 92H159V93H158ZM164 92H163V93H164ZM168 92H167V93H168ZM203 92H204V93H203ZM249 92H250V91L248 90V93H249ZM77 93H78V92H77ZM91 93H93V94L91 95ZM169 93H171V91H170ZM233 93H232V94H233ZM256 93H258V92H256ZM260 93H262V91H261ZM24 94H25V97H24ZM50 94H51V95H50ZM63 94H62V95H63ZM94 94H95L96 97H94ZM111 94H112V93H111ZM171 94H172V93H171ZM227 94H230V93H227ZM236 94H237V95H236ZM258 94H259V93H258ZM263 94H264V92H263ZM27 95H28V94H27ZM64 95H63V96H64ZM88 95H89V97H87ZM165 95H166V93H165ZM205 95H206V96H205ZM255 95H257V94H255ZM33 96H34V95H33ZM33 96H32V97H33ZM49 96H52V98L49 97ZM74 96H75V94H74ZM91 96H93L94 98H97V99H96V100H97V101H96L97 103H98V99H100V98H101V99H100L101 101H103L104 99H105V101H104V103L100 101V103L96 104L95 101L91 100V101H93V102H92V106H91V105H89V104H90V103H89L90 101H88V99H87V98H89V100L92 99L93 97H91ZM147 96H148V97H147ZM149 96H150V97H149ZM166 96H167V95H166ZM258 96H259V95H258ZM263 96H264V95H263ZM76 97H77V96H76ZM109 97H108V99H109ZM127 97H125V98H126L127 101L129 102V99H128ZM153 97H152V99H153ZM260 97H262V94H261ZM260 97H259V98H260ZM35 98H36V99H35ZM94 98H93V99H94ZM193 98L197 99V100H198V103H200V101L202 102V100H207V102H208L209 104H208L207 106L202 107V105H204V103L207 104L206 101H205V102H203V103H201V104H198V106H197V105L195 106V104H196L195 102H197V100H195V99H193ZM247 98H248V103H247ZM252 98H253V99H252ZM47 99H50V100H48L49 103H47V102H48V101H46ZM72 99H74V98H72ZM78 99H79V98H78ZM165 99H166L167 102H170V100H171V99L169 100L168 98H165ZM256 99H258L257 96H256ZM256 99H255V103H256ZM57 100L60 101L61 103H60V102L56 103ZM111 100H113V99H111ZM111 100H110V102H111ZM115 100H116V99H115ZM154 100H155V99H154ZM168 100H169V101H168ZM193 100H194L195 102H193ZM45 101H46V102H45ZM50 101H51V102H50ZM121 101H123V99H121L120 102H119V99H118V98H117V100H116V102H119V104L121 103ZM145 101L147 102L148 100H145ZM257 101H258V100H257ZM54 102H55V103H54ZM107 102H109V101H107ZM110 102H109V103H110ZM112 102H113V101H112ZM146 102H143V104L145 103V105H146ZM153 102H152V103H153ZM167 102H165V103H166V105L168 106L169 104H167ZM182 102H181V103H182ZM71 103H72V104H71ZM94 103H95V104H94ZM137 103L139 104V102H137ZM140 103H141V101H140ZM149 103H150V102H149ZM149 103H148V104H149ZM163 103H164V102H163ZM163 103H162V104H163ZM165 103H164L163 105L161 104V106H162V107H167V106L165 105ZM250 103H251V104H250ZM93 104H94L95 106H94ZM119 104H114V106H113V107H114V110H112V108H113V107H111L112 105L109 104V106H110V108H111V110H112L111 112H113V111L115 112V111H116V108L119 110V108L117 107V106H119ZM150 104H151V103H150ZM170 104H171V103H170ZM248 104H249V105H248ZM253 104H254V103H253ZM116 105H117V106H116ZM115 106H116V107H115ZM136 106H137V107H136V110H137V111H134V113L136 112V113L138 114V112H140V111H138V107H139L140 105H139V106L136 105ZM194 106H195L197 109H195ZM222 106H223V109H222ZM230 106H232L231 109H230ZM249 106H250V109H249ZM254 106H255V105H253V107H254ZM34 107H35L36 109L38 108V109L41 110V112H40V111H37V112H39V114L41 113V115H42V112H43V111H46V112H48V113L54 111L55 113H49L48 116L46 115V120L48 119V122H50V123H48V122H46L45 124L43 123V124L41 125V130H40V131L38 132V134H37V136L40 137L41 134H39V133H42L41 131H43V135L45 136V138H44V136H42V138L45 139V140H44V143H45V144H44L43 142H42V143L45 145V147H44L43 144H40V141L43 140L42 138H40L41 140H39V137H37V139H36L37 141H36V142H38V141H39V142H38V143L35 142L36 144L33 143L35 146H37V145L39 144L38 147H35V148H40V149H38V151H40V152H42V153H38V152H37L38 157H39V155H40V158H38L37 161H34V160H33L35 163H32V165H31L32 167H31V168H28V167H27L28 170L31 169V170L28 171V174H31V173L33 172L35 175H37V173H38V176H39V175H41V174H39L40 171H42L41 169H43V170H46V169H47L46 171L48 172V170L52 169L51 166H54V167H53L54 170H53L52 172H54V171H55V172L58 171L59 176H60L59 178L64 179L66 176H70V177L67 179L68 181H67L66 179H64V180H66V181L64 182V181H62V180L59 179V178H58L59 180L57 181V179L55 178L57 174H55V176H54V174H53L52 176H50V175H49V172H51V171H49L48 174H47V175H49V178L51 177V180H48V182H49V183L52 182V184H51L52 189H53V187H54V189H55V188L60 189L59 187H62V186H63V188H64V187H70L69 189H71V191H74V190H72V189H75L74 193L72 194L70 190H67V188H66L65 193H64L63 188H61L62 191L59 190L61 193H59V195L56 194V195H58V197H60V198L62 197L60 200H59V198H57L54 194H53L54 196L51 195V193H53V192L50 193V191H55L56 189H55V190H50V187L48 186L49 188L47 187V189L50 190L49 193H48V194L50 195V196H49V195L47 194L48 191L46 192V191L44 190V188H46V186L44 185V187H41V186L43 185L42 182H43L44 184H45V182L48 183L47 181L44 182V180H47V179H46L47 177H43V176L46 175L45 173H47L46 171H44V172H45L44 175H41L43 179L40 178L41 176H39V177H37V178H40L39 180L42 179L41 181L38 180V184H39V182H41V183L39 184V188L41 187V188L44 190V191H42V190L40 189L39 191H42V193H44L45 196H46V194H47L48 197H47V196H46L47 198H46V197H42V193H41V195L39 196V198L43 200V203H42L41 200H40V203H38V201H37V203H36V201H33V198H32V200H30V198H28L30 201H27V200H28L27 197H30L31 195H32L31 197H34L35 195L33 196V194L35 193V191H38V190H34V189H37V188H36V186L33 185L34 183H36V182H33V179H35V175L33 174L34 177H27V175H28V174H27L26 176H22V177H21V175H20V174H22V173H21V170L19 171L20 173H18V170H19V169H17V167L20 166V165L22 164V162H23V163L27 162L28 160L26 161V159H29L28 156H31V154H32V152H31V154H30V151H31V150H32V151L35 150L33 144H31L30 142H29L30 144H28V142H26V141H28V140H27V137H26V134H27V136H28V139H30V140H31L32 135H31V137H29V136H30V134H33V132L31 133V131L33 130V128H31V126L28 127V130H30L29 128H31L30 133L27 132V129H26V128H27V126L29 125L28 122H31V121L34 119L33 121H34L35 123L32 122V124H33L32 126H34V125H36V123L38 122V119L41 117L40 115H37V112H35L36 109L34 110ZM71 107H72L73 109L77 110V111H76V112H75V111H74V112H66V110L68 111L69 108L71 109ZM140 107H141V106H140ZM171 107H173V106H171ZM199 107H200V109H199ZM234 107L237 108V109H235V111H236V110H240V111H241V110L245 109V107H247L250 111H248V109H246L247 111L245 110L246 112H245V111H243V112L246 113V114L249 113L251 117L253 116V118H250V117L248 116L250 119H254V120L256 119V120H258V122H259V121H261V122H260V123H257L256 120H255V123H253V124H255L256 126L253 125V124H251V123H250V124H247L246 120H248L249 118L247 117L246 114L244 115L245 117H243V119L241 120L242 117H241V118H239V117H240L241 115H243L242 112H241V115L238 114V112H237V114L234 113V112H235L234 110H233L232 112H230L232 109H234ZM30 108H33V109H30ZM176 108L179 109V110H177ZM227 108H229L228 110H230V111H229L230 114L228 115V119H220V118H219L220 116L216 115V114H218L217 112L220 113V111H222V110H224V109H227ZM30 110H31V111H30ZM134 110H135V109H134ZM182 110H183V109H182ZM219 110H220V111H219ZM84 111H85L86 113H85ZM190 111H192V112H193V111H196V112H199V113H198V115H197V113L194 112V114L196 113V114L194 115V114H191ZM27 112H32V113L34 112L33 115H35V116L30 115V114H28ZM81 112H82V113L84 112L83 114H84V115L87 114L88 116L85 115V118H83V117H84V115H83V117H82L83 120L79 119V121H78V125H76V127L71 126L70 124H71V123L73 122V120L75 119L74 115H75V114L78 115V113H81ZM103 112H104V113H107V114H104ZM114 112H113L112 114H114ZM116 112L118 113L119 111H116ZM189 112H190V115H191V116L194 115L195 117H196V116L198 117L199 114H200L201 119H198V121H197V120L192 121V120H193V117H192V120H191V119H190V120L192 121L191 124H193V125H192V126H189V127H185L186 124H187V122H186L187 120L185 121L186 124H183L182 121L184 122L183 119H187V117H191V116H189ZM225 112H226V113L223 112L224 114H226V117H224V118H227V114H228L229 112H228V113H227V111H225ZM256 112H257V108H256ZM26 113H27V114H26ZM66 113H67L68 115H67ZM117 113H116V114H117ZM136 113H135V116L137 115ZM262 113H264V111H263ZM55 114H56L57 116H56ZM102 114H103V116H102ZM112 114H110V115H112ZM132 114H133V113H132ZM158 114H160V116H158ZM234 114H236L237 116L239 115V117H235ZM249 114H248V115H249ZM27 115H28V117L30 116V118H31V117H34V118H31L32 120H30V118H28ZM36 115H37V116H36ZM104 115H105L107 118L104 117ZM114 115H115V114H114ZM133 115H134V114H133ZM180 115H181V114H180ZM222 115H223V114H222ZM55 116H56V117H55ZM112 116H113V115H112ZM214 116H215V117H214ZM216 116H218V117L216 118ZM223 116H224V115H223ZM223 116H222L221 118H223ZM37 117H38V119H37ZM69 117H71V118H69ZM103 117H104V118H103ZM195 117H194V119H195ZM200 117H199V118H200ZM131 118H132V116H131L130 118H127V119H131ZM215 118H216L217 120L220 119V122H221V120H223V122H221L222 125H221V124H218L219 127H220L218 131H220L221 134H218V131H217L218 128H217V129H213V128H214V125L216 124V120H215ZM110 119H111V118H110ZM127 119H126V120H127ZM133 119H134V120H137V119H135V118H133ZM150 119H151V117H150ZM196 119H197V118H196ZM238 119H240V120L238 121ZM244 119H245V120H244ZM27 120H28V121H27ZM35 120H36V121H35ZM107 120H108V119H107ZM107 120H106V121H107ZM134 120L131 119V121L135 122ZM177 120H176V121H177ZM188 120H189V119H188ZM200 120H201V121H200ZM254 120H253L252 122H254ZM262 120H263V121H262ZM111 121H112V120H111ZM129 121H130V120H128V122H129ZM237 121H238L239 123H236ZM241 121H242V122H241ZM248 121H251V120H248ZM113 122H114L116 125L119 123V122L116 123L115 121H113ZM113 122H112V123H113ZM124 122H125V125H127V124H126V121H124ZM212 122H213V123L215 122V123L212 124ZM108 123H109V120H108ZM108 123H107V124L105 123V124H106V125H109ZM110 123H111V122H110ZM149 123H150V121H149ZM188 123H189V122H188ZM218 123H219V121H218ZM240 123H243V124H240ZM244 123H246L247 126H246V124H244ZM248 123H249V122H248ZM256 123H257V124H256ZM27 124H28V125H27ZM54 124L59 125V127H56V128L58 129L59 133H61V130H62V132H63V135H62V136H63V137H62L61 135H60V137L58 136V135H59L58 131H57V132H54V131L57 130V129H55V130L53 129V128H55V127L52 128V126H53ZM128 124H129V123H128ZM130 124H132V123L130 122ZM130 124H129V125H130ZM178 124H179V123H178ZM210 124H212L213 126L210 125ZM234 124H235V125H236V124H239V125H238V126L236 125V127H235ZM263 124H264V122L262 123V126H264ZM50 125H51V126H50ZM81 125H82V128H81ZM113 125H114V124H113ZM121 125H123V123H122ZM133 125H134V124H133ZM184 125H185V126H184ZM208 125H209V127L206 128V126H208ZM218 125H217V126H218ZM232 125H233V127H235V129L233 128L234 131H235L240 125H241V126H242V125H243V126L245 125L244 127L242 126L241 128H245V127H246V128H245V129H246V135L248 134V133H247V128L254 127L255 129H257V127H258V129H259V126H260V128L262 129L260 132L263 131V132H262V133H263V136H262V133H260L261 136H260V134H259V135H258L259 137H258V138L256 137V140H255V137H254V139H253L252 141H251V140L249 141V145H246V144L244 143V141H243V136H240V135H243V134H245V133H243V131H241L243 134H239V132H240L239 130H238L237 132L235 131V133H238V134H239V136H237L238 134H236V138H237V137H238V138L242 137L241 139H242L244 145H239V146H238V145H235V146H233L232 144L229 143V144H230L229 146H233V148H228V147H226V145H228V144H227L228 141L226 140V141H227V143H226V141L224 140V141H223L224 143H223V142L221 141V140H222L221 137H224V135H226V133L234 132V131L231 130V129H232ZM248 125H251V126L249 127ZM103 126H105V125H103ZM123 126H124V125H123ZM123 126H121V127H123ZM167 126L169 127V122H168ZM187 126H188V125H187ZM202 126L206 128V129L204 130L205 132L203 131V128H202V130H201V127H202ZM217 126H216V127H217ZM221 126H222V129H221ZM106 127H107V126H106ZM112 127H113V126H112ZM118 127H119V124H118ZM118 127H117V128H118ZM121 127H120V128H121ZM128 127L130 128V126H128ZM132 127H134V126H132ZM168 127H166V128H168ZM210 127H211V128L213 127V128H212L213 131H212V130L210 131V129H211ZM2 128H4L3 131H2ZM11 128H13L12 130H14V131L8 130V129H11ZM16 128H18V129L16 130ZM50 128H52V129H50ZM99 128H100V129H99ZM113 128H116V127H113ZM126 128H127V126H126ZM229 128H230V129H229ZM241 128H240V130H241ZM254 128H252V129L250 128V130H251V131H252V130H255ZM5 129H6V130H5ZM34 129H35V128H34ZM39 129H40V128H38V130H39ZM98 129H99V130H98ZM124 129H125V128H124ZM134 129H135V128H134ZM152 129H153V128H152ZM155 129H154V130H155ZM171 129H170V131H171ZM181 129L183 130V133L180 134V130H181ZM207 129H208L209 131H208ZM220 129H221V130H220ZM245 129H244V130H245ZM7 130H8V131H7ZM51 130H52V132H53L54 135H55L54 138H55V137L57 138V139H56V138L54 139V140H55L54 143L50 142L51 140L49 141L50 136H53V135H51V134H52V133H51ZM104 130H105V128H104ZM107 130H105V131H107ZM114 130H115V129H114ZM121 130H122V129H121ZM125 130H127V129H125ZM125 130H122V131H125ZM128 130H132V131H133V128H132V129H128ZM128 130H127L126 132H128ZM135 130H136V129H135ZM135 130H134V132H135ZM156 130L153 131V132L155 133ZM165 130H164V131H165ZM187 130H188V131H187ZM223 130H224L225 132H224ZM229 130H230V131H229ZM250 130L248 129V132H251ZM5 131H6V133H5ZM116 131L118 132V133H116V134H117L118 136H120V134H119V133H120L119 130H116ZM122 131H121V132H122ZM170 131H169V132H170ZM176 131H177V132H176ZM178 131H179V132H178ZM214 131H217V132L214 134ZM222 131H223V133H225V134H222ZM228 131H229V132H228ZM126 132H125V133L122 132V133L125 134V138H127L128 135H129V133H126ZM134 132H132V134H133ZM181 132H182V131H181ZM184 132H186L187 134L184 133ZM3 133H4L5 135H6V134H8V135H6V137H5V135H3ZM72 133H73V135H72ZM111 133H110V135L113 136L114 134L112 135ZM130 133H131V131H130ZM151 133H152V130H150V136H153V135H151ZM162 133H163V132H162ZM178 133H179L180 135H187V138L185 137V138L183 139V140H185L184 143H181V142H183V140L180 139V138H182V136L179 137V134H178ZM188 133H189V134H188ZM74 134L76 135L75 137H74ZM104 134H105V133H104ZM124 134L120 136L121 141H122V140H125V139L122 138V136H124ZM126 134H127V136H126ZM155 134H156V133H155ZM231 134H233V133H231ZM231 134H230V136H231ZM9 135H10V137H8ZM70 135H72V137H69ZM137 135H138V134H137ZM137 135H136V136H137ZM191 135L193 136V138H192V137L189 138V136H191ZM220 135H223V136L219 137ZM101 136H102V135H101ZM118 136H117V138H118V142H119L120 139H119ZM131 136H132V135H131ZM131 136L129 137V139L132 138V137L135 138V136H132V137H131ZM227 136H228V135H227ZM227 136H225L226 139H227ZM230 136L228 137L229 140H230ZM232 136H233V135H232ZM232 136H231V137H232ZM234 136H235V135H234ZM234 136H233V137H234ZM61 137H62V138H61ZM73 137H74V138H73ZM245 137H246V136H245ZM24 138L26 139L25 142H26L27 144L23 143V142H24V141H23ZM92 138L90 139V141L92 140ZM98 138H97V139H98ZM217 138H219L220 140L217 139ZM21 139H22V140H21ZM51 139H52V138H51ZM189 139H192V140L190 141ZM232 139H233V138H232ZM19 140H18V141H19ZM54 140H53V141H54ZM56 140H58V141H56ZM87 140H88V139H87ZM87 140H86V141H87ZM116 140H117V139H116ZM116 140H114V141H116ZM137 140H138V138L136 137V141H137ZM259 140H260V141H259ZM90 141H89V142L87 141V143H89V145H90ZM109 141H110V142H109ZM121 141H120V142H121ZM132 141H133L134 143L137 144V142H136L135 140H132ZM220 141L223 143V145H224V147H225L224 150H222V149L219 150L220 145H222V143H220ZM257 141H258L259 144L256 143ZM10 142H11V141H10ZM15 142H16V141H15ZM99 142H100V143L102 142V143L100 144ZM108 142H109V143H108ZM112 142H113V141H112ZM112 142H111V143H112ZM141 142H142V141H141ZM145 142H146V141H143V144H144ZM229 142H230V141H229ZM250 142H251V143H250ZM12 143H13V145H11V147L14 146V144H15L14 142H12ZM12 143H11V144H12ZM92 143H93V141H92ZM111 143H110V144H111ZM150 143H151V142H149V143L147 142V144H150ZM246 143H247V142H246ZM252 143H253V145H254V143H255V145H256V144H258V145H256V146H250V144L252 145ZM6 144H8V145H6ZM20 144H21V145H20ZM99 144H100V145H103L102 148L100 147ZM152 144H153V143H152ZM237 144H238V143H237ZM239 144H242V143L239 142ZM15 145H16V144H15ZM42 145H43V147H42ZM132 145H133V144H132ZM150 145H151V144H150ZM110 146H114V145L112 144V145H110ZM145 146H146V147H145ZM11 147H10V148H11ZM94 147H95V148H94ZM110 148H111V147H110ZM137 148H136V149H137ZM141 148H142V149H141ZM146 148H147V149H146ZM188 148H189V147H188ZM205 148H207V149H205ZM33 149H34V150H33ZM123 149H125V148L123 147ZM131 149H132V148H131ZM148 149H149V150H148ZM227 149H230V151L227 150ZM5 150H6V151H5ZM22 150H21V151H22ZM55 150L58 151V154H56V155H55V152L53 153V151H55ZM101 150H102V151H101ZM105 150H108V148L105 149ZM111 150H112V149H111ZM116 150H118L117 153H116ZM129 150H130V151H129ZM144 150H146V151H144ZM184 150H180L179 152L184 151ZM187 150H188V149H187ZM193 150H195L196 152H193V153H192ZM14 151H16L17 155H18V153H20L19 150H14ZM14 151H13V153H14ZM36 151H37V149L35 150L34 155L36 154ZM119 151H121V152H119ZM138 151H139V149H137V153H138ZM175 151H176V150H175ZM185 151H184V152H185ZM98 152H101L102 156H105V157H102V158H101V156H100V158L98 157V158H96V159H94V158L92 159L91 157L94 156L95 154H97ZM118 152H119L120 154H121L122 152H125V153H123L122 155H120V154H118ZM176 152H177V151H176ZM184 152H181V153H182V156H181V157H184L183 154H184V155L186 154V153H184ZM16 153H15V154H16ZM44 153H45V154H50L52 157H53V154H54V156H57L55 159H57L58 161L55 162L56 160L54 161V160H53L54 158H53V159L51 158V159L53 160V162H52V161H47V160L45 161L44 159H42V158H44L45 156H44V157H41ZM51 153H52V154H51ZM137 153H136V155H137ZM173 153H174V152H173ZM25 154H26L27 156H26ZM174 154L176 155V154H178V152H177V153H174ZM7 155H6V156H7ZM20 155L22 156L21 153H20ZM34 155H33V156H34ZM99 155H100V154H99ZM128 155H129L130 157H129ZM136 155H135V156H136ZM175 155H174V157H175ZM263 155H264V154H263ZM25 156L28 157V158H25ZM119 156H124V157H121V158H122V159H125V161L122 162V161H123V160H122L121 162H119V164L121 163L122 165L120 164L121 167L119 166V167H117V168H121L122 171H123V173L126 174V176H127L126 178H128V180L130 181V182H129L128 180H126L127 182L124 181V182H126V183H125L126 186H125L124 183H122V182H123V181H122V182H121V185H124V187L121 186L120 183H119V182L122 180L121 175L123 176V174L120 173V171H119V173H118V170H117V173H118V174H117V173H116V169H115V171H114V167H115V166H114V159H117ZM135 156H133V157H135ZM161 156H160V157H161ZM177 156H178V155H177ZM177 156H176V157H177ZM229 156H230V157H229ZM259 156H261V154H260ZM13 157H12V158H13ZM35 157H36V156H35ZM35 157H34V158H35ZM95 157H96V155H95ZM128 157H129V158H128ZM158 157H159V156H157L156 158L153 159L154 161L157 160V162H154V161H153L154 163H161V162L159 161L160 158H159V160H158ZM169 157H170V156H168V159H169ZM172 157H173V156H172ZM172 157H171V159H172ZM176 157H175V160H176ZM178 157H180V156H178ZM228 157H229V158H228ZM235 157H236V158H235ZM20 158H22L24 161H21L22 159L20 160ZM49 158H50V156H49ZM137 158H138L137 160H139V163H140V162L142 163V160L139 158V156H138ZM255 158H256V157H255ZM259 158H261L260 160H262L263 157H259ZM18 159H19V160H18ZM36 159H37V158H36ZM36 159H35V160H36ZM39 159H40V160H39ZM51 159H50V160H51ZM149 159H151V160H149ZM185 159H187V158H185ZM185 159H184V160H185ZM188 159H187V160H188ZM246 159H247L248 162L245 161ZM248 159H249V160H248ZM126 160H128V161H126ZM161 160L164 161L165 159H164V158L162 159V157H161ZM172 160H174V159H172ZM224 160H225V161H224ZM255 160H256V159H254L253 161H255ZM258 160H259V159H258ZM3 161H4V162L6 161V162L4 163ZM19 161H21V162H19ZM42 161H43L44 163H41ZM134 161H136L135 158H134ZM158 161H159V162H158ZM179 161H177V163H178ZM182 161H183V160H182ZM220 161H219V163H220ZM15 162H16L18 165H17ZM36 162H38L39 164L36 163ZM115 162H116V161H115ZM146 162H145V163H146ZM149 162H147V163L149 164ZM167 162H168V160H167ZM167 162H166V163H167ZM171 162H173V161H171ZM204 162H205V161H204ZM204 162L202 161V163H204ZM227 162L230 163V160L227 161ZM258 162H260V161H257V164H258ZM261 162H263V160H262ZM261 162H260V163H261ZM20 163H21V164H20ZM133 163H134V162H133ZM143 163H144V162H143ZM151 163H150V164H151ZM174 163H175V162H174ZM205 163H206V162H205ZM241 163H242V165L244 166L243 162H241ZM260 163H259V164H260ZM35 164H38V167H39L40 164H41V168L38 169V171H37V169H36L37 166H36ZM55 164H56V167H55ZM115 164H116V163H115ZM117 164H118V163H117ZM117 164H116V165H117ZM119 164H118V165H119ZM162 164H163V162H162ZM175 164H176V163H175ZM197 164H198V163H197ZM199 164H198V165H199ZM215 164H216V163H215ZM215 164H214L213 167H211L212 169H211V168H208V169H205L206 172H205V171H202V172H204L206 175H207V173H208L209 171H211V170H212V173H211L210 175L215 174L214 172H216V176H215V177L213 176L214 178H211V181H210V180L207 181L206 178H205L206 175L203 174L205 177H204L203 175H201L202 172L199 174V175L203 176L202 178H204V179L208 182V183L206 182L207 185H208V186H206V187H208V188H209V187H212V186H213V187H214V186L216 187V186L218 185L217 183H218L219 181L221 182L222 180H225V181H226V182L223 181L224 184L227 183L228 181H229V183H227V184H230V182H231L230 179H231V178H230V179L228 178V177H230V176H228V175L230 174V170L233 171V166H235L234 170H235V169L238 170V168L236 167V163L234 164V162H233L234 165H232V161H231V165H232V166H231V165L229 166L227 163H225V164L227 165V167H229L230 170H229L228 168H226V166H223L224 163H222L223 165H222V164H221V165H219V164H218V165H217V164L215 165ZM250 164H253V162L249 163L248 165H250ZM255 164H256V163H255ZM16 165H17V166H16ZM26 165H27V164H26ZM34 165L36 166V168H34V167H35ZM57 165H58L59 168L57 167ZM130 165H132V166H130ZM163 165H164V164H163ZM167 165H168V164H167ZM171 165H172V164H171ZM195 165H196V163H195ZM211 165H210V166H211ZM237 165H239V163H238ZM242 165H241V166H242ZM261 165H262V164H260V166H261ZM15 166H16V167H15ZM156 166H158V165H156ZM164 166H165V165H164ZM173 166H174V165H173ZM173 166H172V167H173ZM205 166H208V164H205ZM205 166H204V168H205ZM210 166H209V167H210ZM241 166H240V167H241ZM246 166H247V164H246ZM263 166H264V164H263ZM263 166L261 167L262 169H264ZM3 167H5V169L8 168V169H10V170L7 169V173H4V171H6V170H5V169L3 170ZM25 167H26V166H25ZM49 167H51V168H49ZM169 167H170V163H169ZM196 167H197V166H196ZM196 167L194 166V168H196ZM199 167H200V166H198L197 169H198ZM238 167H239V166H238ZM240 167H239V168H240ZM244 167H245V166H244ZM250 167H251V166H250ZM250 167H248V168L250 169ZM256 167H257V165H256ZM18 168L23 169V168H24L23 164H22V166H20V167H18ZM48 168H49V169H48ZM56 168H57V169H56ZM170 168H171V167H170ZM204 168H203V169H204ZM206 168H207V167H206ZM231 168H232V169H231ZM241 168H242V167H241ZM253 168H254V166L252 165V170H254ZM258 168H259V167H258ZM258 168H257V169H258ZM261 168H259L261 171L257 170L258 173H262L263 170H262ZM16 169H17V170H16ZM34 169H36V170H34ZM55 169H56V170H55ZM123 169H126V170L124 171ZM155 169H156V168H155ZM161 169H163V166H162ZM189 169H192V166H191ZM199 169H200V168H199ZM203 169H201V170H203ZM23 170H25V168H24ZM23 170H22V172H24ZM168 170H169V168L167 169V171H168ZM185 170H187L188 173L185 172ZM201 170H199V171H201ZM241 170L244 171V168H242ZM241 170H240V171H241ZM250 170H251V169H250ZM252 170H251V171H252ZM26 171H27V169H26ZM30 171H32V172L29 173ZM122 171H121V172H122ZM144 171H145V172H144ZM151 171H152V172H151ZM243 171H242V172H243ZM257 171H256V172H257ZM142 172H144V173H143V176H142ZM150 172H151V173H150ZM195 172H198V171L196 170ZM238 172H239V170H238ZM242 172H241V173H242ZM245 172H246V171H245ZM248 172H249V170H248ZM263 172H264V171H263ZM25 173H26V172H25ZM56 173H57V172H56ZM115 173H116L117 176H115ZM129 173H131V172L129 171ZM183 173H184V174H183ZM236 173H237V171H236ZM239 173H240V172H239ZM239 173L236 174V176H237V175H239V176L243 175V174H239ZM4 174H6V175L3 176ZM23 174H24V173H23ZM42 174H43V173H42ZM112 174H114V176H115L117 179H119V178L121 179V180L119 179V182H117V183H118L119 187H120V188L122 187V189H123V190L120 189V188H117V189H119V190H116V189H115V190L118 191V192L121 190V192L116 193V194H117V197H118V198H116V199L113 198V197H108V196H110L111 194H113L112 192L110 193V195H108V196L105 195V196H104L103 191H100V190H104V188H99L98 186H97L98 188L96 187V185H97V183H98V182H97V181H98L97 178H98L99 176L101 177L102 175H104V177H102V178H103V179L105 178V180H104L105 182L102 183V184H103V186H106V187H107V186L109 185L108 182H110V181H106V178L108 179V177L111 176ZM120 174H121V175H120ZM181 174L185 176V177L183 176V177L185 178V179H183V181H182L181 179L179 180ZM185 174H188V175H185ZM232 174H233V173H232ZM244 174L246 175V173H244ZM247 174H248V173H247ZM74 175L79 176V177H80V178H79L80 180H79L78 178H75V179H74V178H73ZM91 175H93V177H90ZM94 175H96V176H98V177H96V176H94ZM119 175H120V177H119ZM230 175H231V174H230ZM257 175L259 176V174H257ZM28 176H29V175H28ZM132 176H133V178H132ZM194 176H195V175H194ZM208 176H209V174H208ZM208 176H207V177H208ZM234 176H235V175H234ZM247 176H248V175H247ZM71 177H72V178H71ZM100 177H99V178H100ZM112 177H113V175H112ZM123 177H124V176H123ZM142 177H143V179H142ZM178 177H179V178H178ZM183 177H182V178H183ZM189 177L191 178L190 175H189ZM196 177L198 178V175H197ZM211 177H212V176H211ZM241 177H242V176H241ZM31 178H33V179L30 180ZM37 178H36V179H37ZM49 178H48V179H49ZM148 178H147V179H148ZM152 178H153V179H152ZM192 178H193V176H192ZM200 178H201V177H200ZM208 178H209V177H208ZM227 178H228L229 180H226ZM232 178H236V177H233V175H232ZM243 178H244V177H243ZM243 178H242V179H243ZM245 178H246V176H245ZM245 178H244V179H245ZM258 178L260 179L261 177H258ZM36 179H35V180H36ZM52 179H53V180H52ZM55 179H56L57 182L54 181ZM70 179H71V180H70ZM103 179H100V180L102 181ZM110 179H111L112 181H114L112 178H110ZM110 179H108V180H110ZM132 179H133V180H132ZM195 179H196V178H195ZM204 179H203L202 182H201V181H200V182L203 183V182H204ZM242 179H241V180H242ZM246 179H247V178H246ZM246 179H245V181H246ZM262 179H263V176H262ZM26 180L29 181L28 184H29L30 186L33 185L34 187L30 188V186H29L30 190H28V192H27L26 194H23V192L25 191V187L22 186L23 184H21V183H23V182L26 181ZM35 180H34V181H35ZM124 180H125V179H124ZM196 180H197V179H196ZM200 180H201V179H200ZM231 180H232V179H231ZM237 180H238V177H237ZM237 180L235 179L234 181H237ZM239 180H240V179H239ZM263 180H264V179H263ZM263 180H262V181H263ZM50 181H51V182H50ZM131 181H132V182H131ZM245 181H244V182H245ZM99 182H100V181H99ZM145 182H146V181H145ZM150 182H151V181H150ZM193 182H194V181H193ZM193 182L191 183V185H193ZM220 182H219V183H220ZM49 183H48V184H49ZM100 183H101V182H100ZM105 183H106V184H105ZM179 183H180V184H183V185L178 186ZM198 183H199V182H197V184H198ZM223 183H220L221 186L218 185L217 187L222 188V186L224 185ZM232 183H233V181H232ZM235 183H236V182H234L233 185H235ZM238 183H239V181H238ZM238 183H236V184H238ZM19 184H21V185L19 186ZM25 184H27V182H26ZM28 184H27V185H28ZM41 184H42V185H41ZM98 184H99V183H98ZM114 184H115V183H113L112 185H114ZM189 184H190V183H189ZM197 184H196V187H195V188L198 187ZM216 184H217V185H216ZM36 185H37V184H36ZM46 185H47V184H46ZM49 185H50V184H49ZM118 185H117V186H118ZM194 185H195V183H194ZM198 185H199V184H198ZM205 185H206V184H205ZM225 185H226V184H225ZM225 185L223 186V187H225V188H222V189H224L223 191H221L222 189L219 190V188H218V190H219L220 192H222V194H220L218 191L211 190V188H210V190H211L212 192L214 191V193H216V194H217V192H218V195H217L218 197H217V200H215V201H218V200L220 199V200L218 201V204H217L216 202H213L212 205H213V204H216V205L219 207V206L225 201V199H226V200L228 199V196H229V198H230V195H228V194L232 191V189H233V193H232V194H234V192L237 191V189L235 190V186H237V185H235L233 188L230 186V188H232V189L229 188V189H230V192L227 194V197L224 198L226 195L223 196V193L225 192V189L227 188ZM3 186H4V187H3ZM16 186H18V187H17L18 189H19V187H21V188H20V191H23V192L21 193V192L17 191V192L20 193V194H18V193L16 192V190H15ZM73 186H75V187H74V188H71V187H73ZM129 186H130V187H129ZM182 186H183V187H182ZM188 186H190V185H188ZM199 186H200V185H199ZM37 187H38V186H37ZM113 187H114V186H113ZM190 187H191V186H190ZM202 187H203V184H201V188H202ZM17 188H16V189H17ZM39 188H38V189H39ZM95 188H96V190H97V189H100V190L97 191L98 195L94 193L93 195L91 194L92 196L90 197V195H89V194H90V191L93 190V189H95ZM110 188H112V187H110ZM110 188H109L107 191L110 192V191L112 190V189H110ZM169 188H170L171 190H170ZM187 188H188V187H187ZM192 188H194V187H192ZM208 188H207V189H208ZM236 188H237V187H236ZM238 188H240V187L238 186ZM18 189H17V190H18ZM31 189H33V191H31ZM145 189H146V188H145ZM145 189H144V193H145ZM176 189L174 188L175 191H176ZM212 189H213V188H212ZM105 190H106V189H105ZM115 190H114V191H115ZM142 190H143V189H142ZM147 190H148V189H146V193H149V192H147ZM152 190H150V191L152 192ZM158 190H159V191H158ZM168 190H169V191H168ZM174 190H173V191H174ZM185 190H186V189H184V192H185ZM188 190H190V189H188ZM188 190H187V191H188ZM193 190H194V189H193ZM200 190H201V189H199V191H200ZM208 190H209V189H208ZM216 190H217V189H216ZM234 190H235V191H234ZM257 190L260 191V189H257ZM29 191H30V193L32 192L30 196L28 195ZM112 191H113V190H112ZM148 191H149V190H148ZM160 191H164V192H160ZM166 191H167V192H166ZM187 191H186L185 193L182 194V195L185 194L183 197H182L181 194H178V193H176V194H174V195H176V197H178L179 195H181V196L178 197V199H179L180 197H182V199L186 200V197H185V196H186V194H187V196H188L187 198H188V199L185 201V202H187V201L189 200V197H190L189 195H193V194H194V193H193V194H189V195H188ZM196 191H197V190H195V194H197ZM199 191H198V192H199ZM203 191L205 192L206 190H202V191L200 192V194H201V195L199 194V195L201 196L200 199L202 198V196H203V194H204V193H202ZM226 191H229V190L226 189ZM253 191H255V190H253ZM261 191H262V189H261ZM261 191H260V192H261ZM0 192H1V190H0ZM33 192H34V193H33ZM45 192H46V193H45ZM57 192H58V191H56L55 193H57ZM94 192H96V191L94 190ZM100 192H102L103 195H102ZM104 192H105V191H104ZM159 192H160V193H163V194H160ZM191 192H193L192 189H191ZM206 192H208V191H206ZM237 192L239 193L240 191L238 190ZM237 192H236L234 195H236ZM248 192H250V190L247 191V193H248ZM257 192H258V191H257ZM263 192H264V191H263ZM16 193H17L18 195H17ZM30 193H29V194H30ZM37 193H38V192H37ZM37 193H36V195H37ZM62 193H63V194H62ZM91 193H92V191H91ZM107 193H108V192H107ZM114 193H115V192H114ZM144 193H143V191L141 192V194H144ZM158 193H159V195L155 196V195L158 194ZM214 193H213V194H214ZM247 193H246V194H247ZM250 193H252V191H251ZM254 193H256V191H255ZM120 194H122V196H121ZM132 194H133V195H132ZM132 194H131V195L134 197L135 194H134V193H132ZM149 194H150V193H149ZM149 194H148V195H149ZM172 194H173V192H172ZM172 194H171V196H169L170 198H167V197H165V198H159V197H160V196H159L157 199H153V198L146 199V197H148V195H147V194H146V196L143 195V196H144L143 199H145V201H144V200H143L144 202L142 201L143 204H141V206L143 207V208H142L143 213L146 212V214H144V216L146 217V216L148 215L147 213H149V215L153 214V216H149V215H148V217H149L148 219H150V217H152V218H151V221H152V220H153V217L155 216L154 213L157 212V214H159V213H158V212H159L158 209H159L160 207L156 208L155 206H161V205H162V207H163V206L166 205V208H168L167 205L170 204V205H169V208L172 209V208H173L172 205H173L174 203H176V202H178V201H184V200H182L181 198H180L179 200L176 199V197H174ZM195 194H194V196H195ZM205 194H206V193H205ZM205 194H204V196H205ZM208 194H209V196H210V192H209ZM208 194H207V195H208ZM213 194H212L210 197L207 196V195H206V196L209 197V198H211V197L213 196ZM224 194H226V192H225ZM232 194H231V195H232ZM239 194H241V193H239ZM243 194H245V193H243ZM243 194H242V196H241L242 198H240V196H239V198L236 197L238 194H237L236 196L233 197L234 200H236V198H237V202L231 200L232 197H231L230 200L233 201V202H235V203H237V206H238V204H240V202H239L238 199H240V201L242 202V199H244L243 197H245V195H246V194H245V195L243 196ZM259 194H260V193H259ZM262 194H263V193L261 192V195H262ZM15 195H17V196H21V195L23 196V195H25V198H22L23 200H22V199L20 200V198L22 197V196H21V197H17V198H19L18 200L15 199L16 201H13L12 199H13V197H14ZM27 195H28V196H27ZM60 195H61V196H60ZM88 195H89V196H88ZM95 195H97V197H96ZM167 195H166V196H167ZM197 195H198V194H197ZM199 195H198V196H195V197H198V199L195 198V199H196V202L198 203V206H200V205H199V202H198V201H199ZM252 195H253L254 197H258V196H256L257 194H255V195H254V194H251V195H249V196H252ZM261 195H260V196H261ZM51 196H52L53 199L50 198ZM94 196H95V198H94ZM106 196L108 197V199H107ZM151 196H153L152 193H151ZM194 196H193V197H194ZM219 196H220V198H219ZM232 196H233V195H232ZM23 197H24V196H23ZM35 197H36V196H35ZM41 197H42V198H41ZM92 197L94 198V200H93V201L90 200V201H91L90 204H92V203L95 202L94 205H93V207L95 206L94 208H96V205H95V204H97V207H98V208L95 209L94 211H93V209L91 208L92 210H90V212H89V209H90V208H89V205H90V204H89V205H84V204H85V201H86L87 199H90V198L93 199ZM114 197H115V194H114ZM133 197H130V195H129V197L127 198V200H128V201H127V200H124V199H126L125 196H124V198L121 199V200L123 201V204H122V201L119 200V202H121V203H120V206L122 205L121 207L124 208V206H126V205L128 204V202L131 201V199H132V201H133ZM172 197H174V198H172ZM207 197H206V200H208ZM213 197L216 198L215 195H214ZM213 197H212V199H211L212 201H214V199H215V198H213ZM254 197H253V198H254ZM15 198H16V197H15ZM39 198H34V199H38V200H39ZM43 198H44V199H43ZM45 198L47 199V201H49L48 203H46V201H45L46 199H45ZM96 198H98V199H96ZM190 198H191V197H190ZM221 198H222V199H221ZM260 198H264V194H263V197L261 196ZM260 198H258V199L256 198V200H258L257 202L261 201V200H259ZM25 199H26V200H25ZM48 199H49V200H48ZM50 199H51V200H50ZM141 199H142V195H141ZM193 199H194V198H193ZM251 199H252V197H251V198H250V197L248 198V194H247V197L245 198L246 201H245V200H243V201L246 202L245 204L247 205V204H249V203L251 202ZM11 200H12V201H11ZM58 200H59V202H60V203H59L60 205L58 204ZM107 200H108V201H107ZM113 200H114V201H113ZM129 200H130V201H129ZM197 200H198V201H197ZM203 200H204V199H203ZM206 200H205V201H202V199H201L200 201H202V202L205 203ZM209 200H210V199H209ZM209 200H208V201H209ZM211 200H210V202H211ZM24 201H25V202L27 201L26 204H25ZM44 201H45V203H44ZM96 201H97V202H96ZM124 201H125V202H124ZM220 201H221V203H219ZM231 201H230V202H231ZM106 202H109L108 206H106V204H107ZM119 202H118V203H119ZM196 202H195L194 200H193V202H191V203L189 202V203H190L189 206H191V209L194 208V206L192 207V205H195L196 207H198V206L196 205V204H197ZM225 202H228V200L225 201ZM225 202H224V203H225ZM230 202H229V203H230ZM238 202H239V203H238ZM244 202L241 203L242 205H239V206H240V207L246 206V205L244 204ZM247 202H249V203H247ZM254 202H256V201L254 200V201H253V204L251 203L250 205H254ZM2 203H3V202H2ZM63 203H62V206L64 207ZM103 203H106V204L103 205ZM115 203H116V202H115ZM131 203H132V202H131ZM171 203H173V204L171 205ZM179 203H180V202H179ZM179 203H178V204H179ZM195 203H196V204H195ZM200 203H201V202H200ZM206 203H207V202H206ZM206 203H205V204H206ZM235 203H234V204H235ZM263 203H264V202H263ZM15 204H16V203H15ZM15 204H13V205H14V206H20V204H19V205H18V204L15 205ZM87 204H88V203H87ZM176 204H177V203H176ZM181 204H183L184 207H183V205H181ZM181 204H179L178 206L176 205V206H177L178 208H180V209H181L180 206H182V208H184V209H185V207L188 206V205L186 206V205L184 204V202H182ZM186 204H188V203H186ZM226 204H228V203H226ZM226 204H225V209H226V207L228 208V206H229V205L226 206ZM234 204H233V205H234ZM243 204H244V205H243ZM23 205H22V207H23ZM47 205H46V206H47ZM52 205H53V204H52ZM67 205H68V206H67ZM83 205L85 206L84 209H83ZM112 205H115V204H112ZM116 205H118L117 207H119V204L116 203ZM207 205H208V206L210 207V209H211V207H212L211 204H206V206L203 205V207H205V209H206V208H208ZM233 205H231V206H233ZM250 205H247V206L249 207ZM32 206H34V205H32ZM37 206H38V205H37ZM39 206H40V205H39ZM42 206H43V205H41L40 208H41ZM44 206H45V205H44ZM44 206H43V211H44V209H46V207H44ZM48 206H47V208H48L47 210H49V212H50V209H49L50 207H48ZM55 206H53V207H55ZM87 206H88V207H87ZM91 206H92V205H91ZM103 206H105L106 213L104 212V211H105L104 208H102ZM153 206H154L157 210H155L156 212L154 211V213H152V212L150 213V211L152 210V208L154 209ZM170 206H171V207H170ZM235 206H236V205H234L233 209L235 208ZM237 206H236V209H238V208L240 209V207H237ZM254 206H256L255 211L253 210L254 207L251 206V207H252V210H253L252 214L254 213L253 218H251L253 221H249L250 218H249L248 221H245V220H243V219L241 218L243 221H240V219H239V221H240V222H239V221L236 219V221L239 222V223H237V222L234 223L233 221H235L234 219H235V216H236V215H232V216H233L232 224L234 223V224H233L234 226H236V225H245V226H247L246 228L244 227L245 229H248V226H249L250 228H252V229H251L252 231H251L250 229L248 230V231H251V233H249L248 231L245 232V233H248V235H247L248 237H249V236L251 237V234H252V233L257 234L258 232L261 233L262 231H264V206L261 205L260 203H258L257 205L255 204ZM22 207H21V208H22ZM53 207H52V208H53ZM59 207H60V209H59ZM86 207H87V211H88L87 213H89V214H87V213L84 214V212L86 211V210H85ZM121 207H120V210H121ZM196 207H195V208H196ZM201 207H202V206H201ZM201 207H199V208H201ZM214 207H215V206H214ZM222 207H224V205H223ZM222 207H221V208H222ZM24 208H25V207H24ZM40 208H39V209H40ZM52 208H51V209H52ZM107 208H108V209H107ZM115 208H116V207H115ZM115 208H113V209H115ZM123 208H122V210H123ZM163 208H164V207H163ZM166 208H165V209H166ZM169 208H168V209H169ZM178 208H175V209H178ZM187 208H188V207H187ZM215 208H216V207H215ZM221 208L219 207V209H221ZM230 208H231V207H230ZM230 208H228V209H230ZM246 208H247V207H246ZM81 209H82L83 211H82ZM98 209H101V211L98 210ZM111 209H112V207L110 206V209H109L108 211L110 212L109 216H110V215H111V216H110V218L107 217L108 220H109V222L107 223L108 220L106 221V223H105V222H102L103 225H105V224L110 225V226H108V227H110V228H109L110 230H113L114 228H119V227H121V229L123 228V229L126 231L125 226H123V225H122V226H121V225H118V221L124 219V218H123L124 215H120V213H119V214H116V215H120V217L117 218L116 215H114L113 211H112L113 214L111 213ZM116 209H117V208H116ZM124 209H126V208H124ZM145 209H146V210H145ZM149 209H150V211H147V210H149ZM161 209H162V208H161ZM175 209L173 210V212H175ZM189 209H190V207H189ZM205 209H204V210H205ZM219 209L216 208L215 211H219ZM233 209H232V212H231V213H234V211L236 210V209H234V210H233ZM239 209L236 210V211H239ZM247 209H248V208H247ZM40 210L42 211V209H40ZM52 210H53V209H52ZM78 210H79V211H78ZM84 210H85V211H84ZM118 210H119V209H118ZM144 210H145V211H144ZM185 210H186V209H185ZM197 210H199V209H197ZM197 210H196V212H197ZM204 210L202 209L203 212H204ZM211 210H212V209H211ZM221 210H222V211H221ZM221 210H220V211H221V214H222L221 216L224 217V214H225L227 211L223 210V208H222ZM240 210H242V209H240ZM249 210H250V207H249ZM76 211H77L78 213H77ZM80 211H82L81 214H84V216H83V215L80 216V214H79ZM98 211H99V212H103V213L100 214V213H98ZM114 211H116V213L119 212V211H117V210H114ZM128 211H129V210H128ZM128 211H127V212H128ZM152 211H153V210H152ZM168 211H169V210H168ZM171 211H172V210H171ZM181 211H182V209H181ZM181 211H180V212H181ZM189 211H190L191 213H193V211H194V213L191 214L192 216H193L194 214H197V213H198V212L195 213V209H193L192 211H191V210H189ZM189 211H186V212H188V214H190ZM199 211H200V210H199ZM209 211H210V210H209ZM224 211H225V212H224ZM229 211H230V210H229ZM45 212H46V211H45ZM49 212H46V216L48 215L47 213H49ZM56 212H57V213H56ZM75 212H76V214H75ZM120 212H121V213H122V212H125V210H124V211H120ZM132 212H133V211L131 210V212H130V217H129V219H130V224L133 223V221H131V220H132L131 217H132V215L135 213V212H134V213H132ZM161 212H164V210L160 211V213H161ZM165 212H167V211H165ZM178 212H179V210H178ZM186 212H185V213H186ZM206 212H208V211L206 210ZM210 212H212V211H210ZM210 212H208V214H209ZM223 212H224V213H223ZM239 212H240V211H239ZM243 212H245L244 209H243ZM247 212H250L249 215H252V214H251V211H247ZM247 212H246V213H247ZM40 213H41V212L39 211V214H40ZM169 213H170V212H169ZM171 213H172V212H171ZM176 213H177V212H176ZM182 213H183L184 215H186L184 212H181L180 216L175 215L176 217H177V216L180 217V221H178V220H175V221H176V222L178 221V222H177V226H178V225H181V227L178 226V227H176V228H175V227L173 228V227H172V223H173L172 220H170V221L172 222L171 224H169V223H170L169 219H167V221H166V220H163L164 224H165V222H167V223H168V224L174 229V231H176V229L178 228L177 231L174 232L175 234H177V232L179 231L180 228H182V229L184 228V230L181 229V231L178 232V242H177V238H176V239H175V242H174V245H173V241H174V238L177 237V235L173 238V236H174L175 234L173 235V234L171 233L172 231L170 232V233L172 234V239H173L172 243H168V242H169L168 240H167L168 242H165V240H166L165 237H166V236L169 237V235H170V233H169L167 230H166V231H167L169 234H167V232H166V233L164 232V233L167 234V235H164V237H161V236H160L161 239L164 240V238H165V240L162 242L161 239L159 238V240H160V241H158V243L160 242L159 244H165V243H166V244L163 246L164 248H165V246L167 245V243H168V245H172V246H173L172 249H171V247H170L169 249L167 248L168 250L171 249L170 251H167L168 254H165L166 252H161V254L164 253V255L162 254L163 256H161V259H162V257L165 258L166 256H167L166 258L168 259V256L171 255V257H170V258H171V262H169V264H180L181 261H182V264H183V263L186 262V261L183 262L182 257H181V255H183L184 258H185V257H186L185 255H186V254H187V255L189 254V252L186 253V252L184 251V250H186V248L188 247V246L186 247L185 244H187V242L190 244V242H192V240H191L192 238H194V239L197 238V237H195V236L193 237V234H192L190 231L193 230V232H194V231L198 230L199 228L205 226V224L207 225V223L211 222L212 219L215 218V217H216V220H218V218H217L218 216L213 215V214H214V212H213V214L210 213V215H211V216L213 215V216H215V217L211 218V217H209V215H207L208 219L211 218V221L207 222V221L204 220V223H205V224L202 223L203 221H202V222L200 221L201 223H199V221L194 223V221H196V219H198V218L195 217L196 219L194 220V219H193L194 217H193V218H192V221H191L190 223L193 222L194 224H193V225H192V224L189 225L190 223H189V220H188V219H191V218H190L189 215L187 214L186 216L188 217V218H187V221H188L189 224L186 223V224H188V225H186V224H183L184 220L186 219V218H185L186 216H185V217L183 216V217L185 218V219H184V218L182 217ZM215 213H216V212H215ZM43 214H45V213H43ZM92 214H93V213H92ZM122 214H123V213H122ZM157 214H156L155 217H157L159 220H161L160 218H162V219L165 218V219H166L168 212L166 213V217H161V216L159 215V217H160V218H159V217L157 216ZM163 214H164V213H163ZM201 214H202L203 216L206 215V213L203 214L202 212H201ZM201 214H200L199 217H201ZM218 214H219V212H218ZM226 214H228V213H226ZM236 214H237V213H236ZM241 214H242V211H241L240 214L237 215L238 218H239V215H241ZM40 215L43 216L42 214H40ZM40 215H39V216H40ZM56 215H54V216H56ZM105 215H106V216H105ZM172 215L174 216V213H173ZM219 215H220V214H219ZM245 215H246V214H245ZM247 215H248V214H247ZM13 216H14V215H13ZM64 216H65V215H64ZM134 216H136V215H134ZM144 216H142V217H144ZM162 216H163V215H162ZM168 216L170 217V215H168ZM173 216H171V218H172ZM175 216H174V217H175ZM195 216H196V215H195ZM232 216H230V217H232ZM241 216H242V215H241ZM59 217L56 216L55 218H56V219L58 218V220H61V219H62V221L65 220V219L62 218V217H61V219H59ZM65 217H66V216H65ZM92 217H93V219H94V220H93V219H92V220L95 221V223L101 222V221H99L100 217H98V216L96 217L95 214H94V216H92ZM111 217H113V218L111 219ZM145 217H144V218H145ZM178 217H177V218H178ZM181 217H182V219H181ZM222 217H220V219H223ZM242 217H243V216H242ZM249 217H250V216H249ZM47 218H48V217H47ZM76 218H77V217H76ZM95 218H96V220H95ZM98 218H99V219H98ZM107 218H106V219H107ZM120 218H121V219H120ZM157 218H156V223H157ZM177 218H176V219H177ZM228 218H229V217H227V219H225V217H224V220L226 221V223H224V220H223V222H222L223 225L221 224V222H217V224L219 223V224L222 225L221 228H220V230H222V228H223L224 230H226V231H225L226 234H227V232H229L228 229L231 228V227L227 228V227H228V224H227V223H228V222H227ZM244 218L246 219L247 216H246V217L244 216ZM254 218H255V219H254ZM13 219H15V216H14ZM63 219H64V220H63ZM110 219H111V220H110ZM146 219H147V217H146ZM172 219H173V218H172ZM183 219H184V220H183ZM202 219H203V218H202ZM202 219H201V220H202ZM204 219H205V218H204ZM206 219H207V218H206ZM220 219H219L218 221H220ZM58 220H57V221H58ZM70 220H71V221H70ZM80 220H81V218H80ZM80 220H79V219L76 220V219L74 218V219H73V222H75V223H72V219H69L68 221L71 222V223H69V222L67 221L68 223L66 224V226L70 225V226H68L69 229H70V227L73 225L72 228H73V231H74V227L76 226L77 223H78V224H77V225H78V228H79V227L81 228L82 226H80V224H82V225H83V228H84L83 230H84L85 232H84V234H83V232H81V234H83L84 236H83V235H82V236H79V235H78V234H80L79 231H82V230H81L82 228H81V229L79 228L78 233H77V232H75V233H77L76 236H78V237L80 238L81 243L83 242V243L85 244L86 241H87L88 239L91 238V236H90L89 234H90V233H93L91 230H92V227H94V229H95V226L89 224V225H90V227H89L88 224H84V223H86V222H83L84 219L81 220L83 223H80V222H81ZM87 220H88V219H87ZM87 220H86V221H87ZM90 220H91V219H90ZM92 220H91V221H92ZM101 220H102V219H101ZM103 220H105V219H103ZM103 220H102V221H103ZM159 220H158V222H159ZM181 220L183 221L182 223H181ZM193 220H194V221H193ZM199 220H200V218H199ZM209 220H210V219H209ZM216 220H215V221H216ZM55 221H56V220H55ZM57 221H56V222H57ZM65 221H66V220H65ZM65 221H64V222L58 221V222H57L58 224L56 223L55 226L60 225L61 223H62V225H63V223H64V225H63V226H60V228H61V227L65 228ZM76 221H77V222H76ZM78 221H80V222H78ZM84 221H85V220H84ZM97 221H98V222H97ZM151 221H150V223H149V226H150L151 223H153V222H151ZM154 221H155V219H154ZM168 221H169V222H168ZM185 221H186V220H185ZM187 221H186V222H187ZM221 221H222V220H221ZM228 221L231 222V221H230V218H229ZM59 222H61V223L59 224ZM89 222H90V221H89ZM89 222L87 221V223H89ZM122 222H123V221H122ZM122 222L119 221V224H121ZM179 222H180L181 224H180ZM212 222H213V221H212ZM212 222H211V223H212ZM79 223H80V224H79ZM104 223H105V224H104ZM109 223H110V224H109ZM161 223H162V222H161ZM161 223H159V224L161 225ZM184 223H185V222H184ZM236 223H237V224H236ZM71 224H72V225H71ZM74 224H75V226H74ZM122 224H124V223H122ZM157 224H158V223H157ZM162 224H163V223H162ZM164 224L161 225V226L165 228L166 225L164 226ZM173 224H175V223H173ZM182 224H183L184 226L186 225V226L190 227L191 230H190L189 228H187V230H185L186 227H182V226H183ZM199 224H202V225L199 227ZM213 224H214V223H213ZM217 224H216V225H215V224L212 225V226L215 228V229L213 228V230H214L215 233L212 231V236H214V235L216 234V235L214 236L216 240L218 239L217 235L221 233V232H217L218 230H216V227H215V226H217ZM226 224H227V225H226ZM230 224H231V223H229V225H230ZM232 224H231L230 226H232ZM235 224H236V225H235ZM84 225H87V226H88L87 231H86V226L84 227ZM107 225H106V226H107ZM128 225H129V224H128ZM133 225H134V224H131L130 226H128L129 228L127 227L128 231H130V229L132 228ZM153 225H155V224H154V223L151 224V226H153ZM160 225H159V226H160ZM209 225H210V224H209ZM209 225H207L209 228H208L207 226H205V227H207V228H203V229H206V230L209 231V229H211V227H210ZM225 225H226V226H225ZM55 226H54V227H55ZM101 226H102V225H101ZM144 226L146 227V225H144ZM144 226H143V227H144ZM151 226H150V227H151ZM156 226H157V225H156ZM156 226H155V227H156ZM161 226H160V228H161ZM174 226H175V225H174ZM218 226H220V225H218ZM68 227H66V228H67V231L69 230ZM96 227H97V225H96ZM98 227H100L99 223H98ZM103 227H104V226H103ZM103 227H100V228H103ZM150 227H149V230H147L148 233L145 232V234H144V235H146V233H147V237H149L148 234H149V231H150ZM171 227L167 226V229L169 230V228L171 229ZM224 227H225V228H224ZM236 227H239V226H236ZM63 228H61L62 231L60 232V234L66 236V234H62V232H67V231H65L66 228L64 229V231H63ZM78 228H77V229H78ZM89 228H90L91 230H90ZM156 228H158V227H156ZM232 228H233V227H232ZM49 229H50V231L53 230V228H49ZM54 229H55V228H54ZM57 229H58V227H56L55 231H56ZM96 229L98 230V228H96ZM104 229H105V228H103V230H104ZM143 229H144V231H146V228H143ZM147 229H148V228H147ZM161 229H162V228H161ZM161 229H159V233H160V235H163V234H162L163 232H162ZM217 229H218V227H217ZM240 229H242V227H241V228H238L239 231H240ZM70 230H71V229H70ZM106 230H108V229H106ZM110 230H109V234L111 233ZM117 230H118V229H117ZM157 230H158V229H157ZM160 230H161V232H160ZM171 230H172V229H171ZM201 230H202V229H201ZM215 230H216V231H215ZM220 230H219V231H220ZM224 230H223V231H224ZM233 230H234V229H233ZM238 230H236V231H238ZM242 230H244V229H242ZM45 231H49V230L47 229V230H45ZM55 231H54V232H55ZM90 231H91V232H90ZM104 231H105V230H104ZM115 231H116V230H115ZM144 231L142 230V232H144ZM152 231H156V230H155V229H154V230L152 229ZM169 231H170V230H169ZM199 231H200V230H199ZM210 231H211V230H210ZM244 231H245V230H244ZM244 231H243V232L240 231V232H239V235H240V236H242V235L244 236ZM41 232H42V231H41ZM58 232H59V231H58ZM69 232H70V231H69ZM88 232H90V233L88 234ZM96 232H97V231H96ZM156 232H157V231H156ZM56 233H57V231H56ZM85 233H86V234H85ZM94 233H95V232H94ZM99 233H100L101 235H99V236H98V234H95V235H97L98 238H99V237H100V238L103 237V239H104V236H105L106 233H103V232H99ZM150 233H151V232H150ZM157 233H158V232H157ZM201 233H202V232H201ZM210 233H211V232H210ZM217 233H218V234H217ZM223 233H224V232H222V233L220 234V236H221ZM240 233H241V234H240ZM1 234H2V233H0V236H1ZM4 234H5V233H3L2 236H5V235H6V234H5V235H4ZM43 234H44V233H43ZM57 234H59V233H57ZM103 234H104V235H103ZM107 234H108V232H107ZM113 234H114V235L110 234L111 237H109V241H115V243H116V241H117L116 239H118V238L120 239V235H119V234H115L114 232H113ZM125 234H129V233L125 232ZM152 234H154V232H153ZM194 234H195V232H194ZM196 234H198V233L196 232ZM196 234H195V235H196ZM199 234H200V233H199ZM203 234H204V233H203ZM228 234H229V235H225L224 238H226V236L230 237V234H231V233H228ZM232 234H233V232H232ZM232 234H231V235H232ZM236 234H238V233H236V232L234 231V234H233L234 236H232V237H234L233 239H232V237H230V238L227 237L226 240H228V242H226L225 240L222 239L223 236H221L222 238H221V239L219 238V240H223V242L225 241L224 244H226V246H228V247H230V245H232V247H230L229 250H230V249H233L234 246L236 247V246L238 245V243H241V244H242L241 240H243V239L240 240V238H244V241L247 242V241L245 240V239L247 238L246 235H245V237H243V236H242V237H239V236L237 235V236H238V239H239L240 241H237V242H236V240H237V237L235 238ZM249 234H250V235H249ZM7 235H8V234H7ZM86 235L89 236V238H88ZM102 235H103V236H102ZM110 235H109V236H110ZM141 235H142V234H140V236H141ZM144 235H143V236H144ZM155 235H156V234H155ZM180 235H181V238H180V240H179ZM204 235H207V234L205 233ZM204 235H203V236H204ZM258 235H259V233H258ZM2 236H1V237H2ZM93 236H94V235H93ZM125 236H126V235H125ZM143 236H142V238H143ZM150 236H151V235H150ZM170 236H171V235H170ZM209 236H210V234H209ZM218 236H219V235H218ZM252 236L254 237L255 235L252 234ZM14 237H18V235L14 236ZM19 237L21 238V236H19ZM19 237H18V239H19ZM85 237H86V238H85ZM94 237H95V236H94ZM127 237H129V235H128ZM144 237H145V236H144ZM147 237H146V239H147ZM157 237H158V235H157ZM157 237H156V238H157ZM182 237H183L184 240L182 239ZM214 237H212V238L214 239ZM253 237H251V239H252V241L254 242L255 240H253ZM255 237H256V238L258 237V238H257L258 240L255 241L253 244L251 243L252 246L250 245V242H249V241H251V240H249L248 243H247V244H248V247L251 246V247L249 248V249H251V251L248 249V247L245 248V247L243 246L245 249H248V250H249V252H248V250H247V251H243V250H242L243 252H247V253H249L248 255H245V257H246V256H247V257H246V258H243L242 255L239 256V255H238V254L240 253V252H239L238 254H236V255H238V257L235 258L236 260L233 261V263L235 262L234 264H248L249 256H251V258L254 259V260H253V262H254L253 264H263V263H264V260L262 259V257H264V235H263V232H262L259 236H255ZM3 238H4V237H3ZM59 238H60V237H59ZM61 238H62V237H61ZM63 238H65V237H63ZM79 238H76L77 243L80 242ZM81 238L83 239V241H82ZM84 238H85V239H84ZM156 238H154L152 241H151V239H150V241H151V243H153V241L155 242V248L158 247V246H159V248H161L162 245L156 244V240H158V239H156ZM187 238H188V239H187ZM212 238H211V239H212ZM256 238H254V239H256ZM65 239H67V238H65ZM65 239H64V240H65ZM86 239H87V240H86ZM125 239H128L127 241H129V238H126V237H125ZM148 239H149V238H148ZM170 239H171V237L169 238V240H170ZM194 239H193V240H194ZM215 239H214V240H211V241H210V239H209V242H208V240H207V241L204 240L205 242H203V239H202V241H201V239H199V242L201 241V242L205 243V245L201 243L200 246L197 245V248H196V249L199 251V253H200V252H201V253H202V252L204 253V252H207V251L209 250L207 253H205V256L207 257L206 260H207L208 258H210V259L212 260L211 262H213V259H212V257H210V255H212V254L214 253V249H215V252L220 253L221 251H223L224 248H227L226 246H223L224 244H223V245L221 244L222 246H219V247H215L216 244H215V245H214V244L211 245L210 242H211V243L214 242ZM231 239H232V241L235 239V241L232 242ZM248 239H249V238H248ZM19 240H20V239H19ZM19 240H18V242H19ZM94 240L96 241V238H95ZM98 240H99V239H98ZM121 240H122V239L118 240V241H120V242H118V244H121ZM130 240H131V238H130ZM140 240H141V238H140ZM187 240H189V241H187ZM197 240H198V238H197ZM219 240H218V243L220 244L221 241H219ZM58 241H59V243H61V244H63V242H64V241H60V239H58ZM67 241L69 242V240H67ZM89 241H90V240H88L87 243H89ZM95 241H94V242H95ZM184 241H187V242H185V244H184V243H183ZM194 241H195V240H194ZM16 242H17V241H16ZM20 242H21V241H20ZM22 242H23V241H22ZM22 242H21V243H22ZM68 242H66V243L68 244ZM70 242H71V241H70ZM94 242H92V246L94 245V246H93L94 248H93L92 246H90L89 244H87V243H86V245L84 246V247H87V248H88V246H89V248H92L91 251H89V249H87V250H88L87 252H88V253L90 252V253H89V256H91V257H89V260L92 258L91 252L94 253V254H93V257H96L95 253H97V251H98V250H96V245H98V244H95ZM100 242H101V245L104 244V243H102V240H100ZM122 242H123V241H122ZM143 242H144V241H143ZM143 242H142V246H141V247H143V244H145V246H146V243H148L149 241L146 242V243H143ZM161 242H162V243H161ZM164 242H165V243H164ZM196 242H197V241H196ZM230 242H232V243L234 244V246H233V244L230 243ZM234 242H236V244H235ZM245 242H243L242 245L246 244ZM77 243H75V244H77ZM90 243H91V242H90ZM96 243H99V242H96ZM106 243H107V242H106ZM106 243H105V245H106ZM110 243H111V242H110ZM113 243H114V242H113ZM115 243H114V246H117V243H116V245H115ZM124 243H125V240H124ZM149 243H150V242H149ZM149 243H148V244H149ZM218 243H217V244H218ZM228 243H230V245H229ZM49 244H50V243H49ZM49 244H48V245H49ZM78 244H79V246L81 245L82 247L80 246V248H79V247H78ZM78 244H77V246H76V245H75V246H76V248H79L78 250L81 249V250H82L81 253H82V252H83V249H82V248H83V245L80 244V243H78ZM107 244H109V243H107ZM125 244H127V242H126ZM148 244H147V245H148ZM189 244H187V245H189ZM193 244L195 245L196 243H193ZM227 244H228V245H227ZM241 244H239V245H240V249H241V246H242ZM247 244H246V246H247ZM15 245H17V247L20 248L19 243H18V244L15 243ZM15 245H14V246H15ZM105 245H104V246H105ZM152 245H153V244H152ZM190 245H192V244H190ZM194 245H192V248H193V247H196V245H195V246H194ZM23 246H24V245H23ZM51 246H52V245L50 244V247L48 246L50 249H48L47 245H45V248H47V249H45V251L47 250L46 252H48V256H46V259H47L48 261L51 260V259H53L54 255L56 254V253L53 254V252H54L56 249H55L54 246H53L52 248H54L55 250H51ZM58 246H61V245H58ZM62 246H64V244H63ZM68 246H70V244H69ZM68 246H64V247H68ZM75 246H74V247H75ZM99 246H100V243H99V245H98L97 248H99ZM104 246H103V247H104ZM108 246H110V245H108ZM145 246L143 247V250H144V249H145V250L147 249V248H145ZM148 246L150 247L151 244H149ZM217 246H218V245H217ZM17 247H16V248H17ZM21 247H22V246H21ZM24 247H25V246H24ZM110 247H112V245H111ZM163 247H162V248H163ZM168 247H169V246H168ZM189 247H190V246H189ZM235 247H234V249H235ZM69 248H70V247H69ZM72 248H73V247H72ZM106 248H107V247H106ZM106 248H105V251H106ZM113 248H114V247H113ZM115 248H116V247H115ZM115 248H114V249H115ZM184 248H185V249H184ZM211 248H213V249H211ZM12 249H13V248H12ZM14 249H15V248H14ZM63 249H64V248H63ZM65 249H66V248H65ZM85 249H86V248H85ZM85 249H84V250H85ZM100 249H102V248H99V250H100ZM111 249H112V248H111ZM151 249H152V247H151ZM153 249H154V245H153ZM153 249H152V250H153ZM157 249H158V248H157ZM157 249H156V250H157ZM167 249H165V250H167ZM193 249H194V248H193ZM193 249H192V250H193ZM227 249H228V248H227ZM234 249H233V250H234ZM236 249H239V248L237 247ZM242 249H243V248H242ZM245 249H244V250H245ZM16 250H17V249H16ZM76 250H77V249H76ZM103 250H104V249H103ZM103 250H101V252H102ZM108 250H109V249H108ZM156 250H153V252L156 251ZM211 250H213V253L210 252ZM219 250H220V252H218ZM229 250H226V253H227V251H229ZM233 250H232V252H233ZM113 251H115V250H113ZM159 251H160V250L158 249V253L160 254ZM183 251H184V252H183ZM194 251H195V250H194ZM224 251H225V250H224ZM224 251H223V252H224ZM239 251H240V250H239ZM9 252H12L11 248L2 251V253H9ZM50 252H51V253H50ZM103 252H104V251H103ZM156 252H157V251H156ZM169 252H170V254H169ZM196 252H197V251H196ZM209 252H210L211 254H210L209 257H208L206 254H209ZM232 252H229V253H231L230 255H233V256H234V254H232ZM83 253H84V254H83ZM83 253H82V254H83L82 256L85 255V252H83ZM88 253H87V254H88ZM115 253H117V249H116V252H115ZM128 253H129V252H128ZM130 253H131V252H130ZM130 253H129V254H130ZM185 253H186V254H185ZM191 253H193V252H191ZM194 253H195V252H194ZM199 253H198V254H199ZM201 253H200V254H201ZM203 253H202V255H204ZM217 253H216V254H217ZM224 253H225V252H224ZM224 253H221L222 256H224V258H222V259H223V262L221 261V262H222L221 264H232V261H230V258H229L228 256H227V258H228V262H231V263L226 262V259H225L226 256L223 255ZM229 253H228V254H229ZM234 253H235V252H234ZM241 253H242V252H241ZM51 254H52V255H51ZM87 254H86V255H87ZM97 254H98V253H97ZM149 254H150V253H149ZM216 254H215V256H216ZM221 254H219V257H220ZM49 255H50V256H49ZM125 255H126V253H125ZM125 255H122V254H121L122 259H124L125 264H139V263H137V262H138V261L141 262V260L146 261V262H145L146 264H151V263H152V262L150 261V260H152L151 258H150V260H145V259H142V258L140 257V260L137 261V259L135 258L134 255H133V257H129V256H128L127 258H128L129 260L126 261L125 259H127V258L124 257ZM130 255H131V254H130ZM150 255H152V252H151ZM154 255H157V254H155V252H154ZM154 255L152 256L153 258H154V257H157V256H159L158 259L160 258V255H157V256H154ZM178 255L180 256L181 259L178 258V257H176V256H178ZM191 255H194V254H191ZM191 255L189 254L188 257L190 258ZM195 255H196V254H195ZM202 255H201V256H202ZM226 255H227V254H226ZM87 256H88V255H87ZM99 256H100V255H99ZM99 256H98V257H99ZM103 256H104V253H103ZM119 256H120V255L118 254L117 259H118ZM121 256H120L119 258H121ZM196 256H197V255H196ZM222 256H221V257H222ZM31 257H32V256H31ZM101 257H102V255L100 256V258H101ZM123 257H124V258H123ZM149 257H150V256H149ZM198 257H200V255H199ZM219 257H218V258H219ZM32 258L35 260V257H32ZM32 258L30 259V257H29V260H28V259L26 260L27 262L24 260L26 263H24V262H23V259H22V262H20V261H21V260H20L19 263H18V262H17V263L15 262V263H13V264H34V262H36V260L34 261ZM102 258H103V257H102ZM146 258H148V257H146ZM176 258H177V259H176ZM186 258H187V257H186ZM193 258H194V257H193ZM196 258H197V257H196ZM204 258H205V257H204ZM232 258H234V257H232ZM232 258H231V260H232ZM122 259H121V260H122ZM158 259L156 258V259H154V261H155V260L158 261ZM161 259H159L160 262H162V263H166V264L168 263V261H167V262H163V260H161ZM178 259H180L181 261H179ZM210 259H208L207 262H206V260H205V261H204L205 263H204V262H202V263H203V264H208V262L210 261ZM214 259H215V258H214ZM219 259H220V258H219ZM219 259H218L217 261H219ZM222 259H221V260H222ZM224 259H225V260H224ZM91 260H92V259H91ZM91 260H90L89 264H100V262H102V261H99V262L96 261V260H99V258H96V260H94V261H91ZM118 260H120V259H118ZM165 260H166V259H165ZM175 260H178L180 263H177L178 261L176 262ZM189 260H190V259H189ZM262 260H263V263H262ZM29 261H30L31 263H30ZM144 261H143V262H144ZM157 261H156V262H157ZM169 261H170V260H169ZM190 261H191V260H190ZM190 261H188V262H189L188 264H190ZM214 261H215V260H214ZM250 261H252V259H251ZM117 262H118V261H116V263H117ZM119 262H120V261H119ZM124 262L121 261L120 264H122V263H124ZM150 262H151V263H150ZM103 263H105V262H102V264H103ZM114 263H115V262H114ZM145 263H144V264H145ZM157 263H158V262H157ZM195 263H196V262H195ZM213 263H215V262H213ZM50 264H51V263H50ZM53 264H54V263H53ZM56 264H67V261L63 259V261L57 262ZM141 264H142V263H141ZM153 264H154V263H153ZM160 264H161V263H160ZM199 264H200V263H199ZM209 264H210V262H209ZM218 264H220V263H218ZM249 264H252V262H251V263L249 262Z\"/></svg>",
    "mask_w": 264,
    "mask_h": 264
}]
</instances>
